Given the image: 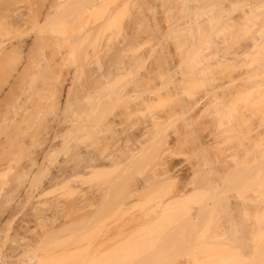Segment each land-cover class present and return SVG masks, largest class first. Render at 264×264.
I'll return each instance as SVG.
<instances>
[{
    "label": "rangeland",
    "instance_id": "374dc122",
    "mask_svg": "<svg viewBox=\"0 0 264 264\" xmlns=\"http://www.w3.org/2000/svg\"><path fill=\"white\" fill-rule=\"evenodd\" d=\"M16 1H18V2H20V3H18L17 4V2H16V4H17V7H16V4H15V1L14 0H12V2L11 1H9V4H8V6H7V4H6V8L8 9H6L5 11H9V9L11 8V9H13V10H10L9 12H13V11H15V13H17V10H20L21 9V13L19 14H17V15H21V17L23 16V12L24 13H26V14H31L33 11H36V10H41L42 9V5L45 3H48L49 2V0H48V2L46 1V0H40L41 1V3H38L37 1H39V0H24L23 2H22V0H16ZM36 2V3H33V2ZM44 1V3H42ZM46 1V2H45ZM63 1V0H62ZM65 1H67L68 2V0H64V2H63V4H65L66 2ZM110 1L111 0H109L108 1V5L110 4ZM126 1V2H125ZM129 0H119V1H117V7H115V5L116 4H114V2H116V1H114V2H112V5H114L112 8H110L109 6H106V5H104L106 8L105 9H107L108 7V9L110 10V11H112L113 12V10L115 11L114 12V18H115V16L118 14V12L120 11V9L121 10H123V8L125 9L124 11H121L122 12V14H121V12H120V14L119 15H117L119 18H122V19H119V18H115L116 20H117V22H115V19L114 20H112V22L114 21L116 24L114 25V23H113V25H114V28L115 29H113V26H110L109 28L107 27V26H105L106 28H108L109 30H107L106 31V33H104V32H102V31H100V32H102V35H104V37L101 35V33H100V35L102 36V38H100L101 39V42L99 43V41H98V38L100 37V35H98L99 37L97 38V36H96V38H97V42L98 43H95V44H93V42H94V40L92 39V38H94L95 36H93V37H91L90 38V40H88V42H87V40H86V42H85V44L87 45L88 43H89V41H90V44H92L93 46H91L90 44H88L87 46H85L84 44V46L85 47H83V48H89L88 46H90V53L89 54H91V56H92V54H93V51H95V56L93 55V57H91L90 58V55H89V58L90 59H92V58H94L95 60H91V61H93V62H91V61H89V59H88V61H89V63H88V65L90 66V68H88L89 66H86V62L85 63H82V62H84L85 60H84V58L86 57L85 55H84V58H81V57H79L80 58V60L81 59H83L84 61H80V64L82 63V65L84 66L83 68H81L80 66H82V65H80L79 66V68H78V66L75 64L74 66H70V65H62V62H60V60H61V58L60 57H63V53L62 52H66V50H67V48H68V50H69V44L72 46V45H74V44H71L70 42H66L67 40H65V39H68V41L71 39V38H67V36H66V34H64V33H66L65 31H67V32H70L71 34L72 33H74L75 31H74V28L75 27H73V30L71 29V31H73V32H71L70 30H68V29H70L69 28V26L71 25V24H73V23H71V24H69L68 25V27H63V25L65 26V22H63L64 20H66V19H68V21L69 20H72L73 21V19L75 18L76 20H79V17L82 19L83 17H84V15L86 14L85 12V14H80L79 16H77V15H73V14H71L72 12L70 11V9L69 8H67V9H65L66 7L64 6V5H62L61 3H60V1H58L62 6H64L63 8L68 12H70V13H68V14H70V15H66L67 13L65 12L64 13V16H63V18H62V20H60V22L62 21V23H63V25H62V27L63 28H61V32L60 33H62V34H59V35H61L62 37L61 38H64L65 36V38L63 39V40H65V42H63V40H62V42H60L59 44L58 43H56V40H55V46L54 45H50L49 47H51L50 49H43V50H45L44 52H46L45 54H46V56L47 55H49L51 52V50H52V46L53 47H55V51L53 50L52 52H54V53H52V55L51 56H55V58H53V57H51L52 59H54L55 60V64H56V62H57V64L58 65H60L59 63H61V65L62 66H57V64L56 65H54L53 66V69H54V71H55V69H57L56 71H55V79H56V81H57V84H59L58 85V91H59V95L58 96H55L56 97V99H55V113H53V114H55V153L53 154V156L50 158V161L48 162V163H46V165H45V167H43L42 169H30L31 170V172L29 171V170H27V169H25L24 170V175H25V173L26 172H28V174H31V176H33L34 177V174H36V176H35V184H34V186L31 188V191H30V195H28V194H25L24 193V188L23 187H25V185L24 184H27L24 180L25 179H27V177H28V179L26 180L27 182H28V180L30 179V177L31 176H29L27 173H26V175H25V179L24 178H21V179H23V181H24V186H17L18 185V183L20 182V181H22L21 179H19L20 178V175L22 174V173H20V172H22L23 171V169L21 170V168H20V170H18V167L17 168H15V169H10L11 171H9V172H6V171H4L5 170V168H1V166H0V169H1V171H0V176L1 175H3L4 173L3 172H6L7 173V175H5V181L7 180V184L8 185H6L5 186V190L4 191H1L2 193H1V195H0V264H2L3 262V264H5V263H8V264H17V263H22V264H43V263H45V262H50L49 261V255H51L52 257H55V259H54V261H55V264H149V263H151V264H264V232L262 231V229L260 230V224H262V222H264V200L263 199H261V197L259 198V196H261L260 195V193L262 192V191H264V188H261L262 190H261V192H257L258 191V189H259V187L258 186H260V185H256L257 183H256V180H255V178L254 179H252L253 177L252 176H254L253 174H255V175H257V172H256V170H257V168L260 166V169H261V166H262V164L264 163H261V161L262 160H264V156L263 157H259V156H257L258 158H259V162L261 163V165H259V162H258V167H257V164H255L254 162L252 163L251 162V160L252 159H257V157H256V155H254V152L257 150V149H259L258 147H262L261 149H259L258 151H256V154H258V155H261V152H260V150L261 151H264V144H263V141H264V139L262 140V139H258L259 137L261 138H264V136H261V135H264L263 133H264V129H263V125H264V114L262 115L261 113H263L264 112V85H263V83H264V79H263V77H264V75H259V74H256L255 76L253 75L254 73H259V72H255L254 71V67H255V70H258V69H260V67L262 66V65H264V62H263V60H264V42H262L261 43V46L260 47H258L257 49H258V52L256 51V54L255 53H251V54H248V55H242V56H239L238 58L236 57H234L233 58V56H235V54H237V53H235V52H237L238 50H236V48L237 47H243V46H246L247 44H250L249 46H251V42H253L255 39L256 40H259V39H257V38H260V36L259 35H263V38H260V40H262V41H264V26H263V24H264V0H192V3H193V5L194 6H192V3H190V0H153V1H150V0H133V1H129L130 2V4H129V2H128ZM145 1V2H144ZM148 2V4L150 3L151 5H149L148 6V4H147V2ZM168 1V5H167V2ZM178 1H179V4H178ZM189 1V2H188ZM223 1V2H222ZM72 2V1H71ZM138 4H137V3ZM214 2L216 3V4H214ZM31 3H32V6H31ZM106 3V2H105ZM119 3L121 4V6L122 7H118V5H119ZM128 3V4H127ZM135 3L137 4V5H135ZM189 3L191 4L190 6H189ZM195 3V4H194ZM197 3H199V4H197ZM33 4H35V7L37 8L38 7V9H35V7L33 6ZM38 4V5H37ZM67 4V3H66ZM76 4V3H75ZM81 6V9H84V8H86V6H85V4L83 5V7L84 8H82V4L81 3H79ZM79 4H78V2H77V4L76 5H73V7L75 6H77L76 7V11L78 12V6H79ZM104 4V3H103ZM107 4V3H106ZM134 4V5H133ZM140 4H144L143 6L142 5H140ZM165 4V5H164ZM178 5V7H177V5ZM185 4V5H184ZM188 4V5H187ZM87 5V4H86ZM127 5L129 6V12H128V10L126 9V8H128L127 7ZM132 5H133V8H135L134 10H133V8H131L132 7ZM167 5V6H166ZM180 5V6H179ZM184 5V6H183ZM214 5V6H213ZM18 6L19 7H21V8H19V9H17L18 8ZM39 6L41 7V9L39 8ZM67 6V5H66ZM104 6H102L103 8H104ZM120 6V5H119ZM138 6V7H137ZM140 6H142L141 7V9H142V11L140 12L141 14H145V16H144V14H143V16L141 15V14H139V12H138V9L140 10ZM144 6H145V8H146V10H145V8H144ZM150 6H152V7H150ZM175 6H176V8H175ZM181 6H183V8L181 7ZM188 6H189V8H188ZM201 8H199V7ZM204 6H206L205 7V9H204ZM222 6H224V7H222ZM226 6V7H225ZM16 7V9H14ZM30 9H29V8ZM45 7H47L46 5H45ZM43 8L44 9V11H45V9L46 8ZM172 7L173 8H175V9H172ZM181 7V8H180ZM187 7V8H186ZM190 7H191V9H190ZM203 7V8H202ZM207 7L209 8V9H207ZM223 8V10L221 9V8ZM29 9V10H27V11H30L31 10V8H34V10H32V12H26V9ZM60 8H62V7H60ZM56 9V10H58L57 11V13H59V12H61V13H59L58 15H59V17H61L62 16V12L64 11L63 9ZM78 8V9H77ZM117 8H119V9H117L118 10V12H116V9ZM149 8H151V10L149 9ZM169 8H170V10L171 11H169ZM184 8H185V10L187 9L188 10V12H183V11H185L184 10ZM195 8V9H194ZM230 8V9H229ZM252 8V9H251ZM42 9V10H43ZM74 9H71V10H73V13H76V11L74 12ZM113 9V10H112ZM180 9H182V10H180ZM197 9V10H196ZM203 9V12H201V10ZM219 9V10H218ZM226 9V10H225ZM63 10V11H62ZM85 10V9H84ZM83 10V11H84ZM100 10H102V11H105V13L107 12L106 10H103L102 8H100ZM133 10V11H132ZM175 10V11H174ZM178 10H180L181 11V14H180V11H178ZM215 10V11H214ZM230 10H232V13L230 14L229 12H231ZM248 10V11H247ZM256 10V11H255ZM82 11V10H81ZM99 11V10H98ZM101 11V12H102ZM127 11V12H126ZM228 11V12H227ZM245 11V12H244ZM19 12V11H18ZM96 12H97V10H96ZM109 12V11H108ZM112 12H110L109 14V17L112 15ZM126 12V13H125ZM134 12V13H133ZM168 12L170 13V14H168ZM196 12H198V13H196ZM247 12V13H246ZM249 12V13H248ZM251 12V13H250ZM6 13V12H5ZM57 13H56V15H55V19H56V21H58L59 20V18L58 17H56V16H58L57 15ZM80 13V10H79V12L77 13V14H79ZM98 14H99V12H97ZM102 13H104V12H102ZM101 13V14H102ZM117 13V14H116ZM123 13H125V14H123ZM136 13V14H135ZM183 13H185V15L183 14ZM187 13L189 14V16L187 15ZM195 13V14H194ZM207 13V14H206ZM220 13H224V15L227 13V15L224 17L223 16V14L221 15ZM9 14V13H8ZM26 14H24L25 16H26ZM93 14V13H92ZM91 14V15H92ZM98 14H96V15H98ZM116 14V15H115ZM136 16H135V15ZM139 14V15H138ZM196 14H200L198 17H201L202 18V21H201V18H200V22L201 23H203L201 26H200V28H204V31H205V34H204V32H203V34H202V31H201V33L199 34V36L201 37L202 36V39L200 38V37H198V36H196V37H198V40L200 41V40H202L201 42H200V45H201V47H199L200 45H196V44H194V43H192V41H190L189 40V38L188 39H186L185 37H182V38H184V39H181V36H184V33H183V35H181L182 33H180V32H182V30L185 28V26H189V24L190 23H192V21L194 22V18H195V15ZM213 16H212V15ZM241 14H243V16H242V19H244L245 17L246 18H248V19H246L245 18V23L242 25L241 23H243V20L241 21ZM246 14V15H245ZM249 14V15H248ZM252 14V15H251ZM257 16V18L255 17V15ZM66 15V16H65ZM73 16V17H70V16ZM88 14H86V16H87ZM105 14H103V16H104ZM121 15V16H120ZM138 15V16H137ZM141 15V16H140ZM204 15V16H203ZM251 15V16H250ZM24 16V17H25ZM83 16V17H82ZM90 16V15H89ZM89 16H87L86 17V19L89 17ZM105 16H107V18H109L108 17V14H106ZM135 16V17H134ZM182 16H184V17H186V20H185V18L184 17H182ZM220 16H222V18L220 17ZM237 16V17H236ZM238 16H240L239 17V19H240V23L239 22H236V21H239V19H238ZM254 16V17H253ZM64 17H65V19H64ZM95 16H94V14H93V17H90L91 19H95L94 18ZM97 17V16H96ZM99 18L101 17L100 15L98 16ZM138 17V18H137ZM143 17H145V19L143 18ZM205 17V18H204ZM210 18V19H207V21H206V18ZM212 17H214V18H212ZM220 17V18H219ZM262 17V18H261ZM58 18V19H57ZM135 18V19H134ZM140 18H143L145 21H143L142 22V20L143 19H140ZM182 18V19H181ZM216 18V19H215ZM251 18V19H250ZM254 20H253V19ZM260 18V19H259ZM61 19V18H60ZM80 19V20H81ZM83 19H85V18H83ZM85 19V20H86ZM90 19V20H91ZM98 19V18H97ZM112 19V18H111ZM134 19V20H133ZM189 19V20H188ZM238 19V20H237ZM250 19V20H249ZM101 20H103V19H101ZM148 21V24H147V21ZM171 20H172V23H174V22H176L174 25H171L172 23H171ZM183 20V21H182ZM184 20H185V23H187V25H185L184 24ZM188 20V21H187ZM211 20V21H210ZM216 21L217 22V24L219 23V25H216V23L214 22V21ZM221 21V22H219V21ZM227 20V21H226ZM255 20H257V21H255ZM55 21V22H56ZM68 21L66 22L67 24H68ZM82 21V20H81ZM80 21V23H82ZM84 21V20H83ZM94 21V20H93ZM109 21V20H108ZM121 21V22H120ZM133 21H134V23H133ZM138 21H140L139 23L140 24H142V26H143V29H142V27H141V29H140V26H138L137 27V25L139 24L138 23ZM168 21H170V23L168 22ZM197 21V20H196ZM226 22V24H225V22ZM248 21V22H247ZM252 21V22H251ZM263 21V22H262ZM74 22V21H73ZM98 22H100V20H98ZM103 22V21H102ZM110 22H111V20H110ZM110 22H108V23H110ZM111 22V23H112ZM142 22V23H141ZM158 22V23H157ZM168 22V23H167ZM179 22V23H178ZM199 22V23H200ZM212 22L214 23V25L212 24ZM228 22V23H227ZM233 22L235 23L236 22V24H235V26L234 25H232L233 24ZM262 22V23H261ZM58 23L59 22H57V23H55V24H57L58 25ZM76 23H77V21H76ZM79 23V24H80ZM110 23V24H111ZM119 23V24H118ZM121 23V24H120ZM138 23V24H137ZM145 23V24H144ZM149 23H153V24H149ZM154 23H155V25H154ZM157 23V24H156ZM161 23V24H160ZM182 23V24H181ZM189 23V24H188ZM198 23V24H199ZM207 25H205V24ZM231 23V25L232 26H234V27H236V28H234V27H230L228 24H230ZM247 23H248V25H250V23H252L253 25H255V26H252V25H250V26H252V27H248V25H247ZM259 25V23H260V27H261V30L259 29V26L257 25V24ZM61 24V23H60ZM59 24V25H60ZM67 24H66V26H67ZM107 24V23H106ZM159 24V25H158ZM193 24V23H192ZM192 24H190V26H195L194 24L192 25ZM112 25V24H111ZM120 25V26H119ZM148 25H150V26H148ZM162 25V26H161ZM168 27H167V26ZM184 25V26H183ZM200 25V24H199ZM203 25H205V26H203ZM31 25H28V26H24L25 27V29L26 30H24V28L21 30V29H19V30H17L16 32L17 33H19L20 31L22 32V34H23V38L22 37H20V35H18L17 33L14 35L13 33H15V32H12V34L14 35V36H8V38H6L7 40L9 39V37L13 40V39H15L14 40V42L16 41V40H20V39H25L24 40V42L26 41V42H30L31 41V38H33L35 35H34V32H35V34L37 33V28H36V26H35V28L36 29H32V26L30 27ZM72 26H74V25H72ZM75 26H76V24H75ZM118 26V27H117ZM158 26V27H157ZM162 28H161V27ZM166 26V27H165ZM171 26V27H170ZM177 26V27H176ZM182 26V27H181ZM187 26V27H188ZM228 26V27H227ZM238 26L240 27L239 29H238ZM31 28V29H29V28ZM34 27V26H33ZM60 27H61V25H60ZM103 28V29H105L106 30V28ZM117 27V28H116ZM134 29H133V28ZM136 27V28H135ZM146 27H149V29L148 28H146ZM169 27H170V29H169ZM205 27H207V28H205ZM212 27V28H211ZM248 27V28H247ZM253 27H254V29H253ZM263 27V28H262ZM72 28V27H71ZM138 28H139V30H138ZM152 28V29H151ZM154 28V29H153ZM156 28H159V31H160V29H162V31H160V32H158L157 30H155ZM174 28H175V30H174ZM180 28H183V29H180ZM208 28L212 31V33L208 30ZM223 30H222V29ZM230 30H229V29ZM256 28V29H255ZM76 29V28H75ZM102 29V30H103ZM132 29L135 31V32H137V34L135 33V32H133V33H131V31H132ZM144 29H146V31L144 32ZM164 29V30H163ZM177 29H180V30H178V31H176ZM205 29H207V30H205ZM213 29V30H212ZM219 29H221V31L219 30ZM227 29V30H226ZM236 29V31L237 32H235L234 30ZM238 29V30H237ZM248 29V30H247ZM257 29H259V30H257ZM23 30L25 31V34L23 33ZM129 30H130V33H128L129 32ZM142 30H143V32L145 33V34H143V32H142ZM174 30V31H173ZM229 30V31H228ZM245 30H247V31H245ZM257 30V31H256ZM64 31V32H63ZM104 31V30H103ZM141 33H140V32ZM148 31V32H147ZM152 31H154V33L155 32H158L159 33V35H158V33L156 34H154ZM206 31H207V33H209V34H207V36H206ZM228 31V32H227ZM232 31V32H231ZM20 32V33H21ZM38 32H39V30H38ZM164 32H166V33H164ZM175 32H176V34H175ZM222 32V33H221ZM245 32V33H244ZM247 32V33H246ZM252 32H253V34H252ZM76 33V32H75ZM127 33H128V35H127ZM148 33H150V35L148 34ZM161 33V34H160ZM170 33H172V35L170 34ZM174 33V34H173ZM216 33H218V34H216ZM230 33V34H229ZM249 33L251 34V35H249ZM58 34V33H57ZM96 34H98V33H96ZM137 35V37L135 38V36ZM151 34H154V35H156V38H157V40H156V38H155V36H153V35H151ZM178 34V36H179V34H180V37H177L176 35ZM18 35V36H17ZM59 35L57 36V35H55V39H56V36H57V39H58V37H59ZM68 35V34H67ZM70 35V34H69ZM68 35V36H69ZM72 35H74V34H72ZM106 35H109V40H108V36H106ZM126 35H127V37H129V38H127L126 37ZM133 35H135L134 36V38H133ZM165 35H167V36H165ZM174 38H172L171 36ZM186 35V34H185ZM206 37H205V36ZM217 35V36H216ZM219 35V36H218ZM226 35V36H225ZM247 35H249V37L247 36ZM74 36H76V34L74 35ZM73 36V37H74ZM132 36V37H131ZM144 38V40H143V38ZM158 36V37H157ZM168 36L170 37L169 39H168ZM187 36V35H186ZM214 36V37H213ZM224 36V37H223ZM252 36V37H251ZM14 37V38H13ZM20 37V38H19ZM70 37V36H69ZM167 37V38H166ZM195 37V41H197V38ZM206 38V41L208 40L207 38H209V40H210V43H212L211 42V39L212 38H214V40H215V38H216V41H214L213 39H212V41H214L212 44H210V46L211 47H208L209 46V40H208V43L205 41V38ZM212 37V38H211ZM220 37V38H219ZM248 37V38H247ZM254 37H255V39H254ZM262 37V36H261ZM16 38H18V39H16ZM84 38V37H83ZM125 38H126V40H125ZM132 38H133V40L135 41H133L132 40ZM139 38V39H138ZM148 38V39H147ZM159 38V39H158ZM165 38H166V40H165ZM172 38V39H171ZM180 38V39H179ZM200 38V39H199ZM219 38V39H218ZM227 38V39H226ZM230 38V39H229ZM234 38V39H233ZM11 39H9V40H11ZM60 39V38H59ZM85 39H87V37H85ZM85 39H82L81 38V41H82V43L84 42V40ZM89 39V38H88ZM137 39V40H136ZM152 39V40H151ZM162 39V40H161ZM177 39V40H176ZM178 39H179V42H178ZM185 39H186V41H185ZM204 39V40H203ZM218 39V40H217ZM222 41H221V40ZM18 40V41H19ZM72 40H74V39H72ZM72 40H70L72 43H73V41ZM75 40H76V38H75ZM93 40V41H92ZM131 40V41H133L132 43H136L135 45L134 44H132L131 42H130V44H132V45H130L129 47H128V42ZM149 40L150 41H152L151 43L149 42ZM184 40V41H183ZM189 40V41H188ZM221 42H220V41ZM223 40H224V42L225 43H222L223 42ZM226 40L229 42V43H227L226 42ZM246 42H245V41ZM251 40H253V41H251ZM21 41V40H20ZM77 41H78V39H77ZM124 41V42H123ZM125 41H127L126 43H125ZM170 41H172V42H170ZM180 41L182 42L183 41V43H181L183 46H184V44H186L187 46H185L184 48L182 47V46H180L181 44H180ZM189 42V44L191 45V43H192V45H191V48L193 47V44L195 45V46H197L198 47V49H201L202 51V54H201V52H200V54L202 55V56H204L203 57V59H204V61H202L201 60V65L200 66H203L204 67V69L206 70V73H204L205 72V70H204V72H201L200 74H198V75H200V78H202L203 76V74L205 75V77H207L208 76V79L209 80H211L212 78H214L213 80H211L210 82H209V80H208V82H206L207 81V78H205V77H203L201 80H199L198 78H199V76L196 74V73H198V72H200L199 71V69L200 70H202V68L203 67H199V66H196V67H198V69H196V70H198V72H196V71H194V68L193 69H189V67L190 68H192L191 66H190V61H189V63H188V61H187V59L185 58V57H187V55H189V54H193V51H195L194 49H193V51H192V49L190 48H188L190 45L189 44H187L186 42ZM239 41L242 43H239ZM249 41V42H248ZM9 41H7V43H8ZM17 42V41H16ZM76 42V41H75ZM123 42V43H122ZM142 42H149V43H146L145 45L142 43ZM204 42H206V43H204ZM216 42V43H215ZM218 42H219V44H221V45H223V46H221V45H218ZM232 42V43H231ZM238 42V43H237ZM244 42V43H243ZM248 42V43H247ZM62 43V45L64 44V48H65V50L63 51V47H62V45H60ZM67 43V44H66ZM80 43V41H78V44ZM125 43V44H124ZM128 43V44H127ZM140 43H141V45H140ZM171 43H174V45L173 44H171ZM178 44L179 46H177L176 44ZM77 42H76V51H77V53L79 52V46H78V48H77ZM110 44H112V45H110ZM120 44V45H119ZM137 44H139L138 46H137ZM144 46H143V45ZM150 44H152V45H150ZM162 44H163V46H164V49H161V47H162ZM197 44H199L198 42H197ZM203 44V45H202ZM206 44V45H205ZM214 44V45H213ZM229 44V45H228ZM230 44L233 46V48L230 46ZM58 45V46H57ZM59 45H60V47H59ZM97 45H99L98 47H97ZM121 45H123V47L125 48H127L126 49V52H128L127 50L128 49H133L134 48V50H130L131 52H129V54L130 55H135L136 57H137V59H143V56H145L144 57V59H143V65L142 64H140L141 62L140 61H138L137 60V63H139V64H137L138 65V67H137V65H134V67H132V65H131V67H132V71L130 72V70H131V67L128 65V67H126L125 68V71L128 73V72H130L129 73V75H125L123 72H125L124 70H122V78L121 77H117L116 78V76H117V73L118 72H121V70H119L117 73L115 72L114 73V71H117V69L115 68L116 66H117V64H118V59H116L115 57H113V53H112V51L115 53L116 51H117V48L119 49V48H122V47H120ZM148 45H150V46H148ZM154 45V46H153ZM166 45V46H165ZM167 45H171L169 48L167 47ZM205 45V46H204ZM218 45V46H217ZM224 45H225V48H224ZM239 45V46H238ZM243 45V46H242ZM81 46H82V44H81ZM81 46H80V48H81ZM107 46H110V47H108L107 48ZM117 46V47H116ZM143 46V47H142ZM153 46V47H152ZM202 46H204V47H202ZM214 46V47H213ZM73 47V46H72ZM116 48V50H115V48ZM139 47H142V48H139ZM148 47V48H147ZM153 49H151V48ZM207 47H208V49H207ZM221 49H220V48ZM236 47V48H235ZM248 47V46H247ZM75 48V47H74ZM95 48H96V50H95ZM99 48V49H98ZM107 48V49H106ZM163 48V47H162ZM167 48H168V50H167ZM173 48V49H172ZM179 48V49H178ZM186 48V49H185ZM215 48H216V50H215ZM223 48V49H222ZM260 48V49H259ZM104 49V50H103ZM109 49H111V50H109ZM114 49V50H113ZM140 49V50H139ZM149 49V50H148ZM150 49H151V52L149 53V51H150ZM171 49L173 50V51H171ZM205 49L207 50V51H205ZM211 49H213V52H212V50ZM224 49H226V50H224ZM233 50V52H232V50ZM237 49H241V48H237ZM256 49V50H257ZM84 50V51H83ZM82 51L83 52H87L85 49H83ZM88 50V49H87ZM144 50H145V52H144ZM147 50H148V53H147ZM162 51V50H164V52H163V54L164 53H167V54H164L165 56H163L162 55V52L160 53V51ZM168 52H167V51ZM178 50V51H177ZM184 50H185V52H184ZM187 50H189L188 52H189V54H187L188 52H187ZM191 50V51H190ZM208 50H210V51H208ZM222 52H221V51ZM224 50V51H223ZM255 50V49H254ZM254 50H252V51H254ZM62 51V52H61ZM81 51V50H80ZM108 51H110L111 52V54H112V56H111V54L108 52ZM139 53V55L138 54H135V53H137V52ZM158 53H157V52ZM205 51V52H204ZM215 51V52H214ZM251 51V50H250ZM250 51H249V53H250ZM43 52V53H44ZM97 52V53H96ZM102 52H103V55H102ZM104 52L105 53H107V55L105 54V56H104ZM125 52V54L126 55H128L129 56V58L131 59H133V57H135V56H130L128 53H126ZM154 52H156V53H154ZM171 54H170V53ZM175 52H179V53H177V54H175ZM181 52V53H180ZM203 52H204V54H203ZM209 52V53H208ZM230 52V53H229ZM232 52V53H231ZM42 53V52H41ZM42 53V54H43ZM49 53V54H48ZM61 53H62V55H61ZM80 53V52H79ZM100 53V54H99ZM145 53V54H144ZM172 53H174V54H172ZM195 53V52H194ZM199 53V52H198ZM213 53H217L216 55L214 54V56H215V58H214V56H212L213 55ZM225 53V54H224ZM262 53V54H261ZM55 54V55H54ZM81 54H83V53H81ZM96 54H97V57L99 56L100 58H97L96 57ZM110 54V55H109ZM141 54H143V55H141ZM148 56H147V55ZM154 54H158V55H160V56H158L157 55V59H156V55H154ZM185 54H187L186 56H185ZM209 54V56H208V58H206V61H205V57H207V55ZM223 54V55H222ZM233 54V55H232ZM255 54V55H254ZM44 55V54H43ZM168 55V56H167ZM178 55V56H177ZM180 55H181V57H180ZM206 55V56H205ZM226 55H229V56H227L228 58H230V59H228V60H231L230 61V64L228 63V64H226V62H222L221 60H223V56H224V58L226 57ZM231 55H232V57H231ZM44 57V62L46 63V61H48V60H50V56H49V58H47V57ZM82 56V55H81ZM110 56L111 57H113L114 59H116L115 60V62L112 60L113 58H111V60H110ZM151 56H152V58H151ZM154 56V57H153ZM202 56H201V58H202ZM211 56H212V58H211ZM238 56V55H237ZM249 56V57H248ZM98 59H96V58ZM139 57H141V58H139ZM161 57H163V58H167V59H162ZM179 57V58H178ZM189 57V56H188ZM187 57V58H188ZM218 57H220V59L218 58ZM45 58H47V60L45 59ZM59 58H60V60H59ZM128 57H127V59H129ZM149 58V59H148ZM160 58V59H159ZM216 58H218V59H216ZM222 58V59H221ZM241 58H244L245 60L243 61V59H242V61H241ZM254 58V59H253ZM260 58V59H259ZM102 59H104V60H102ZM134 59H136V58H134ZM153 61H152V60ZM177 59V60H176ZM209 59V60H208ZM232 59H233V61H232ZM53 60V61H54ZM97 60V61H96ZM102 61V63H100L101 61ZM108 60H110V63L108 64ZM175 60V61H174ZM188 60H191V59H188ZM213 60V61H212ZM220 60V62H221V64L222 65H219V63L217 64L216 62H218ZM225 60V59H224ZM228 60H225V61H228ZM238 60V61H237ZM249 60V61H248ZM262 61V63H261V61ZM113 61V62H112ZM157 61V62H156ZM162 61H163V63H162ZM168 62L167 63V65H166V62ZM174 61V62H173ZM208 61V62H207ZM210 61V62H209ZM215 61V62H214ZM235 61V62H234ZM245 61H248L249 63H250V65H249V63L248 64H246V62ZM254 61V62H253ZM77 62H79L78 60L76 61V63ZM100 63V65H99V63ZM104 62V63H103ZM155 62V63H154ZM160 62V63H159ZM170 62H172V63H170ZM231 62H233V63H231ZM241 63V65L239 64V63ZM260 62V63H259ZM44 63V64H45ZM50 63H54V62H50ZM92 63V64H91ZM94 63H96V64H94ZM114 63H117L115 66H114ZM170 63V64H169ZM211 63H216L217 65H218V67H217V65L216 64H214V65H216L215 67H214V65L213 64H211ZM223 63H225L227 66L228 65H230V66H228V67H225V65L223 64ZM239 64V67L237 66V64ZM252 63V64H251ZM254 63V64H253ZM258 64V65H255V64ZM43 64V63H42ZM79 64V63H78ZM111 64V66L113 65V67H111V70H110V66L108 67V66H106V65H110ZM134 64H136V63H134ZM162 64V65H161ZM173 64V65H172ZM182 64V65H181ZM189 64V65H188ZM203 64V65H202ZM232 64H234V65H232ZM260 64H262V65H260ZM73 65V64H72ZM94 65V66H93ZM160 65V66H159ZM184 65H185V67H184ZM205 65V66H204ZM207 65V66H206ZM224 65V66H223ZM236 65V66H235ZM244 65V66H243ZM260 65V66H259ZM63 66H66V67H63ZM75 66H76V68H75ZM86 66V67H85ZM100 66V67H99ZM137 68H136V67ZM165 66V67H164ZM172 66V67H171ZM178 66V67H177ZM213 66V68H208L207 69V67H212ZM219 66H221L220 67V69H219ZM222 66H223V68H224V70H222L223 68H222ZM231 66H232V69H228L227 70V68H231ZM233 66H235V67H233ZM243 66V67H242ZM249 66H251V67H249ZM55 67V68H54ZM159 69H158V68ZM163 67L165 68L164 70H163ZM173 67H175V69L173 68ZM188 67V68H187ZM217 67V68H216ZM253 67V68H252ZM81 68V69H80ZM106 68V69H105ZM115 68V70H113V69ZM128 68H130L129 70H128ZM134 68L135 69H137V70H135L134 71ZM150 68V69H149ZM157 70H156V69ZM167 68V69H166ZM169 68H170V74H169V76L171 77L174 73H176L177 74V78H181L182 79V76L183 75H186L185 77H187V76H189L190 77V79H188V80H191V82L190 81H185V77H183L184 79H183V84H184V86H183V84L181 85L180 83L182 82V80H181V82L179 83V79H177L176 78V75L174 76H172V80L170 79V77H168V74H166V72L169 70ZM171 68H173V69H171ZM183 68H184V70H183ZM215 68V70L214 71H218V73H221V72H223V74H216V73H213L214 71H213V69ZM222 68V69H221ZM237 70H236V69ZM248 70V72H249V70H251V69H253V71H250L249 73L253 76H251L252 77V79L254 78V80H259L260 81V83L259 84H257L258 85V87L256 86V90L258 91V93L257 92H255V91H252L253 93L251 94V92H247V94H243L242 93V95L240 94L241 92H244V91H241V92H238V89H236L234 86H236L235 84H236V82L234 83V85H233V89H231L229 86V84H233V82H230V79L231 78H236L237 79V77L238 76H240V74L242 75V73L245 71L246 72V70ZM77 69V70H76ZM110 71H113V75L111 74L110 75V77L108 78H106V75L108 74V72H110ZM127 69V70H126ZM147 69V70H146ZM178 69V70H177ZM182 69V73H181V70ZM234 69V70H233ZM240 69V70H239ZM61 70V71H60ZM106 70V71H105ZM143 72H142V71ZM149 70V71H148ZM150 70L152 71V72H154L155 73V75H154V73H153V75H152V77H155V79H153V88H152V91H154V92H152L150 95H148L147 93H146V95H144L143 94V96H150V98H157L158 97V94L159 95H161V97L159 96L157 99H155L156 101H154V103L156 102V104H155V107H153L154 105V103L153 102H151V103H148L149 105H147V111H146V104L145 105H143L142 106V108L143 107H145V108H143V110L141 111V107H140V109H138V111H139V113H138V111H136L138 114H135L136 112H134L132 115H131V118L129 117L128 118V116H130V115H126L125 116V113H122V111L124 112L125 111V109L123 110V105L121 104V102L119 103V101L118 100H116L113 96H112V93H114V91H117V89H119V88H121L120 86H123V87H125V85L126 84H131V82H133L134 80H137L141 75L143 76L144 75V73H146L147 74V71H148V73L150 72ZM162 70H163V72H162ZM172 70H174L173 72H172ZM186 70H187V72H186ZM210 70V71H209ZM231 70H233V72L235 73V74H233V72H231ZM242 70H244L243 72H241V73H239L240 71H242ZM60 73H59V72ZM136 71H138V73L136 72ZM145 71V72H144ZM157 71V72H156ZM166 71V72H165ZM191 71L193 72L192 74H190L191 73ZM58 72V73H57ZM107 72V74H105V73ZM125 72V73H126ZM159 72V74H157ZM164 72H165V74H164ZM185 72V73H184ZM253 74H252V73ZM62 73V75H60ZM134 73H136V75H135V77H134ZM161 73V74H160ZM169 73V72H168ZM179 73V74H178ZM181 73V74H180ZM213 73V74H212ZM230 73V74H229ZM236 73H239V74H236ZM102 74H104V75H102ZM118 74H120L121 75V73H118ZM124 74V75H123ZM137 74H139L140 76H137ZM164 74V75H163ZM208 74V75H207ZM211 76H210V75ZM248 74V73H247ZM60 75V76H59ZM133 75V76H132ZM178 75H180L179 77H178ZM192 75V76H191ZM194 75V76H193ZM215 75V76H214ZM218 75H221V76H223V77H219ZM225 75H227V78H226V76ZM233 75L235 76V77H233ZM236 75H238V76H236ZM58 76V77H57ZM101 76V77H100ZM141 76V77H142ZM162 76H163V78H164V76H165V78H164V80H165V82L163 81V78H162ZM198 76V77H197ZM217 76V77H216ZM249 76V75H248ZM103 77H105V78H103ZM111 77H112V79H111ZM114 77V78H113ZM125 77V78H124ZM188 77V78H189ZM193 77H194V79H193ZM196 77V78H195ZM231 77V78H230ZM58 78H60V79H58ZM121 78V79H120ZM156 78L158 79V80H156ZM216 78H218V79H216ZM227 80H226V79ZM106 81H105V80ZM119 79H120V81H119ZM132 80L131 82H130V80ZM168 79H170V80H168ZM175 79H176V81H175ZM197 79L199 80L198 82H197ZM205 79V80H204ZM220 79L222 80V83H223V85H229V86H227V87H229L230 89V92H231V90H233V92H235L236 90V92H238L237 93V98H236V96L234 95H231V94H233V92L232 93H230V92H228L227 91V87L226 86H221V84L222 83H220V82H218V80L220 81ZM224 79V80H223ZM105 82V84L107 83V84H109V85H107L106 87H105V84H104V82ZM111 80V81H110ZM129 80V81H128ZM187 80V79H186ZM192 80H194V81H192ZM217 80V81H216ZM238 80V79H237ZM95 81V82H94ZM110 81V82H109ZM127 81V82H126ZM154 81H155V83H157V84H154ZM159 81V82H158ZM161 81H162V83H161ZM172 82V84H171V82ZM185 81V82H184ZM226 81V82H225ZM232 81H235V80H233L232 79ZM255 81V82H256ZM259 81H257V82H259ZM28 82V81H27ZM30 82V81H29ZM29 82H28V84H29ZM32 82V81H31ZM31 82H30V84H31ZM35 82H39L38 80H36ZM34 82V83H35ZM98 82V83H97ZM121 82V83H120ZM130 82V83H129ZM170 82V83H169ZM174 82H177V83H174ZM199 84H197V83ZM201 82V83H200ZM217 82V83H216ZM230 82V83H229ZM33 83V82H32ZM40 83V82H39ZM95 83V84H94ZM114 83V84H113ZM168 83V84H167ZM202 83H205V84H202ZM212 83V84H211ZM237 83H238V81H237ZM36 84H38V83H36ZM35 84V85H36ZM41 84H42V82H41ZM45 84V83H44ZM57 84H56V86H57ZM100 84L102 85V86H100ZM113 84V85H112ZM125 84V85H124ZM161 84V85H160ZM169 84H171L172 86H171V88L169 87ZM180 84V85H179ZM186 84V85H185ZM200 84H202V85H200ZM213 84H215V88H217L218 87V85L219 86H221V88L219 87V88H217L218 90H219V92L220 91H222V93L220 92V94H222V96L223 95H227L228 97H226V96H224V97H222L220 94H218L219 92H218V90H217V95H220L221 96V98H227V100H228V103H227V100L226 101H224V102H226L227 103V105H226V108H225V106H222L223 108H221V109H223V110H228V112H230V113H233L234 111H232L231 109H232V107H234V105L233 104H236V103H239V104H237L236 106H237V108H234V110L236 109L237 111H235V113H233L234 115H232L231 116V118L233 117H235L233 120H235V122L234 121H231V123H233L234 124V126H235V128H236V130H235V128L233 127V129H229V131H230V134L228 133V131L226 132L225 130H224V128H225V126H223L224 128H222L221 126L220 127H218L219 126V123H211L210 122V124H207V121H208V119L207 118H209L210 119V117L209 116H213L214 114H212L213 112H211L212 110H217L218 108H217V106L216 107H214L213 108V106H212V104H211V107H210V105L208 106V107H206L207 106V101L208 100H206V98L209 96L208 95V93L207 92H209L210 93V89H211V87L213 88ZM240 84V82L238 83V85ZM262 84V85H261ZM25 85H27L26 84V82H25ZM32 85V84H31ZM39 85V84H38ZM46 85V84H45ZM120 85V86H119ZM175 85V86H174ZM199 86V87H197V86ZM205 85V86H204ZM21 86H23V85H21ZM28 87H29V85H27ZM40 86V85H39ZM127 86V85H126ZM129 86V85H128ZM181 86H183V87H185V89L188 87V89H186V90H188V91H184L185 89H183V87H181ZM201 86H204V87H202V89H201ZM209 86V87H208ZM211 86V87H210ZM217 86V87H216ZM260 86H262V87H260ZM27 87V88H28ZM35 87H37V86H35ZM41 87H43V89H44V85L42 84L41 85ZM41 87H39V89H41ZM46 87H47V85H46ZM46 87H45V89H46ZM111 87H113V88H111ZM117 87V88H116ZM119 87V88H118ZM158 89H157V88ZM166 87V88H165ZM173 87H175V88H173ZM179 88L178 90H177V88ZM190 87H192V90H191V88ZM195 87H197V88H195ZM222 87H224L223 89H222ZM226 87V88H225ZM260 87V88H259ZM26 88V86H25V89H26V91L29 89H27ZM30 88H32V90L31 89H29L28 90V93L30 94V92L32 91L33 92V90H35L34 89V87L32 86H30ZM38 88V87H37ZM47 88H49V87H47ZM102 88V89H101ZM103 88H107V89H103ZM116 88V89H115ZM154 88H156V90L157 91H155V90H153ZM169 88V89H168ZM193 88H194V90H193ZM203 88L205 89L204 91H203ZM206 88L207 89H209V90H206ZM214 88V89H215ZM20 89L23 91V95L24 94H26V93H24V90L22 89V87H20ZM80 89V90H79ZM110 89L113 91H110ZM115 89V90H114ZM168 89V90H167ZM190 89V90H189ZM197 89V90H196ZM236 89V90H235ZM31 90V91H30ZM42 90V89H41ZM47 90V89H46ZM45 90V91H46ZM161 90V91H160ZM164 90H167V91H163ZM199 90V91H198ZM213 90V89H212ZM211 90V91H212ZM240 90H242V89H240ZM255 90V89H254ZM22 91H18V92H20V93H22ZM80 91V92H79ZM108 91L111 93V95H109L110 97H107V95L106 96H104V94L105 93H108ZM159 91V92H158ZM175 91H177V93H175ZM191 91H193V92H191ZM196 91V92H195ZM201 91H203V92H201ZM205 91H207V92H205ZM226 92L225 94H224V92ZM261 91V93H259ZM77 92V93H76ZM179 92H185L184 93V95L181 93H179ZM188 92H189V94H188ZM214 92V91H213ZM216 92V91H215ZM20 93H18V94H20ZM27 93V94H28ZM75 93L76 94H78L77 95V97H74V96H76L75 95ZM110 93H108V94H110ZM144 93V92H143ZM187 93V94H186ZM249 93V94H248ZM256 93V94H255ZM28 94V95H29ZM58 94V92L56 93V95ZM176 94V95H175ZM197 94V95H196ZM235 94V93H234ZM263 94V95H262ZM23 95H20L21 97L23 96ZM25 96V97H23V98H28L29 96ZM142 95V94H141ZM153 95V96H152ZM157 95V96H156ZM173 95H175L176 96V98H175V96H173ZM178 95V96H177ZM180 95L183 97V98H185V97H187V98H190V97H188L189 95H194V98L193 99H183V101L184 100H198L199 101V104L201 105H198V107L200 106V108L202 109V108H204V106L207 108V110L208 111H206L205 109H203L202 111L204 112V111H206L205 113H204V115L202 116V114L201 113H199L200 112V108L199 109H197V107L194 109V114L197 116V114L200 116V119H199V117H198V119L196 118L195 119V117H192L193 116V113H192V116L190 115L189 117H192V121H194V123L192 122V121H190L191 123V125H192V123H193V125L192 126H194V127H190L191 129L190 130H192V132H194L193 130H196V133H200L201 134V136L205 139V137H206V135H208V133H210V135H208L209 136V138L211 139H213V137H215V136H217L215 139H213V140H216L217 139V141H218V144L216 145V144H214L215 146L213 147L212 146V148L214 149L213 151H215L216 152V150H217V152H218V154L220 153V155L221 154H225L224 156L223 155H221V156H223V158H225V156L227 155V156H229L228 158L230 159L229 161H231L230 163L231 164H233V160H234V163L236 164V162H238V160H240L239 158L243 155V157H245L244 155H247V153L245 152L244 153V151H246V149L247 150H249L251 147H252V149H254L253 151H252V149H250V151H248V152H250V153H248V154H251V156H249V155H247L248 157H246V158H243V157H241V159H243L244 161L243 162H245V163H247L248 161H250V162H248V164L249 163H252L251 165L249 164H244V166L242 165V167H244V169H245V171H246V169L248 170H250L251 172H249V173H252V176H251V178H250V176L249 177H247L246 176V178L247 179H245V180H247V181H245L244 179H243V177H244V174H245V171H241V172H239V174H240V176H239V178L238 177H235L234 176V179H233V175H235L236 173H234L232 176H231V178L233 179V180H231V178L230 179H227L228 180V182H227V180H225V182L224 181H221V185L220 186H217V185H215V183H214V185H215V188H216V186L217 187H219L217 190H215V188L213 189L212 187H210V185L211 184H213V183H206L205 185H203V187H202V191L200 192V191H198V192H200V193H197V192H194L195 194H193V193H191L190 191L192 190V188L191 187H185V191L188 193L187 194V196H188V198H187V196H186V198L184 197V200H181L180 198H179V192H180V190H182L183 189V187H184V185H183V183L181 182V181H175V182H169V183H165V184H163V185H159V186H149V187H147V188H145V189H143L142 187H141V185H142V183L144 182V178L146 177L147 178V175H144L143 176V174H147V173H151V172H153V170H154V173H155V171L157 172V173H159V172H162L164 169H165V167L167 166H165V164L164 165H162L163 163H164V161H162L161 159H159V155H161L160 153H162V152H159V155H156L157 154V151H159V149H160V151L161 150H163L164 151V147H165V149L166 148H168V144H167V147H166V143L165 142H168V141H172V140H175V139H173L174 137L173 136H175L176 137V134H178L179 133V135H181L180 134V131L184 134L185 132L187 133V131L189 132V130L187 129V127H186V123H188V116H187V114H183L184 116H182L181 117V113H182V111L180 112V111H178V110H181L180 109V107L178 108V105L179 104H177L176 103V101L179 99V98H181L180 97ZM202 97H201V96ZM208 95V96H207ZM211 95V94H210ZM241 95V96H240ZM244 95H251V101L252 102H250V98H249V100H247V99H243L244 98ZM254 95V96H253ZM255 95H256V97H255ZM262 95V96H261ZM101 96V98H100V100H99V97ZM113 97V99H114V101L113 100H111V101H113L114 103H110L111 105H107V101H105V99L106 98H108L107 100L109 101V102H111L110 101V99ZM152 96V97H151ZM219 96V97H220ZM230 96V97H229ZM239 96H240V98H239ZM261 96V97H260ZM71 97V98H70ZM78 97H80V98H78ZM170 97H172V98H170ZM203 98V100H206V105L204 104V102L205 101H200V99H198V98ZM241 97H243L242 99H241ZM246 98H248V96H245ZM22 98V99H23ZM58 98H59V100H58ZM72 98H76V100H75V102H74V99H72ZM110 98V99H109ZM167 98H168V101H170L171 102V99L174 101V100H176V101H174L173 103H175V104H173V106H172V102L168 105V101H166L167 100ZM173 98H175V99H173ZM178 98V99H177ZM197 98V99H196ZM221 98H219L218 100H220ZM229 98H231L230 100H229ZM240 100H239V99ZM258 98V99H257ZM22 99H20V100H22ZM29 99V98H28ZM27 99V100H28ZM70 99V100H69ZM96 99V100H95ZM182 99H181V101H182ZM224 99V100H225ZM236 99H238V100H236ZM263 99V100H262ZM19 100V102H20V104H21V101ZM68 100H69V102H70V104L68 103ZM101 100H102V102H101ZM161 100H162V102H161ZM165 100V101H164ZM233 100V101H232ZM235 100V101H234ZM255 100V101H254ZM23 102H25V99H23L22 100ZM72 101V102H71ZM105 101V104H103V102ZM230 101V102H229ZM237 101V102H236ZM245 103H244V102ZM249 101V103H246V102H248ZM22 102V103H23ZM92 102H96L95 103V106H96V104H98L99 102V108H97L98 110H96L95 108L93 109H89L88 108V106L89 107H91V105H94V103H92ZM117 102V103H116ZM161 102V103H160ZM203 102V103H202ZM209 102V101H208ZM218 102V101H217ZM216 102V104L217 105H223V104H221L220 102H221V100H220V102L219 103H217ZM223 102V101H222ZM231 102H235V103H231ZM242 102V103H241ZM260 102H263V103H260ZM72 103V104H71ZM76 105H75V104ZM121 105H119V104ZM167 103V104H166ZM178 103H180V99H179V101H178ZM233 105V106H231V104ZM254 103V104H253ZM255 103H257V105L255 104ZM74 104V106H72ZM103 104V105H102ZM151 104V105H150ZM160 104H161V106H160ZM166 105V107L167 108H165V105ZM203 104V105H202ZM209 104V103H208ZM215 104V105H216ZM230 104V105H229ZM246 104V105H245ZM249 106H248V105ZM26 105H29V103L28 104H26ZM25 105V106H26ZM101 105V106H100ZM162 105H164V106H162ZM168 105V106H167ZM176 105V106H175ZM214 105V104H213ZM225 105V104H224ZM255 105V106H254ZM261 105H263L262 106V110H257V109H261ZM150 106V107H149ZM169 106H171L172 108L173 107H175V109L174 110H172ZM231 107V109L229 110L228 108H230ZM252 106V107H251ZM26 107H29V106H26ZM97 107V106H96ZM169 107V108H168ZM177 107V108H176ZM250 109H253V110H255V111H253L252 112V110H250ZM87 108V109H86ZM148 108H149V110H148ZM210 108H212V109H210ZM217 108V109H216ZM220 108V107H219ZM246 108V109H245ZM100 109H101V111H100ZM121 109V110H120ZM162 109V110H161ZM166 110V112L167 113H164L165 115L166 114H168V115H172V114H174L173 112H175V114L174 115H172L171 117L170 116H168L169 118H167L166 119V117L164 118V117H162V119L164 118V119H166L167 121H169V122H167V121H165L164 119V122L167 124H165L164 122H160V124L158 123V122H156V121H158V120H160V118L158 119V120H156V121H154L155 119H153V123H156L155 125H153V123H152V118H156V116H158V115H160L163 111H165ZM168 109H171V111H168ZM239 109V110H238ZM85 110H87V112L88 113H86V114H89V115H86L85 114ZM94 110L96 111V113L95 114H93L94 116L95 115H97L96 117L97 118H95L94 116H93V118H94V120H93V118H92V112L91 111H93L94 112ZM211 110V111H210ZM90 111V112H89ZM100 111V112H99ZM160 111V112H159ZM162 111V112H161ZM178 111V112H177ZM201 111V112H202ZM210 111V112H209ZM240 111V112H239ZM242 111V112H241ZM258 111V112H257ZM261 111V112H260ZM121 112V113H120ZM169 112H171V114H169ZM176 112L178 113V114H176ZM202 112V113H203ZM215 112V111H214ZM244 112H245V114H247V113H249V112H252V115L251 114H248V115H246L245 116V114H244ZM11 113V112H10ZM10 113H7L8 115L10 114ZM15 112H13L12 111V116H10L9 115V117L8 118H10V120L11 119H13L14 117L16 118V116L14 115L13 116V114H14ZM99 114V116H98V114ZM118 113V114H117ZM238 113H240V114H238ZM49 113H47V115H48ZM122 114L124 115V116H122ZM179 114H180V117H179ZM201 114V115H200ZM206 114V115H205ZM209 114H211V115H209ZM237 115V118H236V115ZM244 114V115H243ZM255 114L256 115H258V116H255ZM259 114H260V116H259ZM46 115V117H50V116H47ZM133 115H135V117H133ZM163 115V113L161 114V116ZM164 115V116H165ZM177 115V116H176ZM207 115H209V116H207ZM89 116H91V117H89ZM160 116V117H161ZM175 116V117H174ZM205 116V117H204ZM243 116H245V117H243ZM11 117H13V118H11ZM201 117H202V119H201ZM203 117H204V120H203ZM240 117V118H239ZM6 118H7V116H6ZM43 118L45 119V116H43ZM51 118V117H50ZM50 118H47V121L50 119ZM89 118V119H88ZM90 118H92L91 120H93V121H91L90 120ZM119 118H120V120H119ZM128 118V119H127ZM150 118V119H149ZM171 118H173L174 120H172ZM183 118V119H182ZM230 118V120H232ZM251 118H252V120H251ZM256 118H261V119H257L256 120ZM98 119V120H97ZM151 120L150 121V123H149V121L148 120ZM157 119V118H156ZM161 119V120H162ZM181 120L180 121V123H179V120ZM249 119V120H248ZM254 119V120H253ZM86 120H87V122H86ZM122 120H123V122H122ZM124 120L126 121V122H124ZM128 120V121H127ZM201 120V121H200ZM203 120V121H202ZM207 120V121H206ZM240 120H241V122H240ZM248 120V121H247ZM251 120V121H250ZM50 121V120H49ZM182 121L183 122H186L185 124L183 123L182 124ZM206 121V122H205ZM238 123H237V122ZM260 121V122H259ZM42 122L43 123H45L44 125L43 124H41V129L40 130H43L42 132H40V130H39V132L41 133V135H39L40 137H41V139H40V141H42V144H43V146L41 147V142L39 143L40 144V149L41 148H43L44 149V147H46V145H47V136H48V129L46 130L45 129V127L48 125V122L46 123V120L45 121H43L42 120ZM89 122H92V123H89ZM96 122V123H95ZM145 122H147V124H152L153 126H154V128L156 127V125L159 127V128H157V130H154L153 128H151L149 131L147 130V128L146 127H149L150 128V126H152V125H147V124H144ZM198 122H200L199 123V127H198ZM203 122V123H202ZM246 122L248 123L247 124V126L246 125H244V124H246ZM251 122V123H250ZM256 122V123H255ZM110 125H109V124ZM164 123V124H163ZM174 123H175V128H174ZM178 123L179 124H181L179 127H177L178 126ZM197 123V124H196ZM202 123V124H201ZM206 123V124H205ZM208 123H209V121H208ZM231 123H229V125L231 124ZM240 123V124H239ZM254 123V124H253ZM262 123V124H261ZM47 124V125H46ZM60 124H61V126H60ZM162 124V125H161ZM168 124H169V126H168ZM212 124V125H211ZM214 124H216V127H214L213 125ZM218 124V125H217ZM236 124H238V126L236 125ZM57 125V126H56ZM95 125H96V128L98 127V129H96L95 128ZM98 125V126H97ZM177 125V126H176ZM184 125V126H183ZM190 125V126H191ZM200 125L201 126H203L202 128L204 129H202L201 127H200ZM205 125V126H204ZM207 125V126H206ZM241 125H242V127H241ZM260 127H258V126ZM44 126V127H43ZM49 126V125H48ZM48 126H47V128H48ZM107 128H106V127ZM110 128H109V127ZM134 126V127H133ZM163 127V129H162V127ZM227 127H228V125H226ZM231 126H232V124H231ZM246 127V128H250L252 131H254L255 130V132H254V134H252L253 132L250 130V129H248V131L244 128V127ZM249 126H252V127H249ZM254 126H257V127H254ZM83 127V128H82ZM102 127V128H101ZM130 127V129H129V131H127L128 130V128ZM143 127V128H142ZM181 127H184L183 129L185 130V132L184 131H182L183 129L181 128ZM212 127L214 130H215V128L216 129H218L219 130V128H222V131L224 130V132H221V129H220V131H217V130H215L214 132H213V134H215L216 132V134H215V136L213 135V134H211L212 133V128L210 129V128ZM218 127V128H217ZM238 127H239V129H238ZM254 127V128H253ZM262 127V128H261ZM39 128H40V126H39ZM43 128V129H42ZM131 128H132V132H131ZM155 128V129H156ZM199 128V129H198ZM209 128V129H208ZM232 128V127H231ZM74 129H77V130H74ZM81 129V130H80ZM95 131V132H93V130ZM105 129H107V130H105ZM160 129H162V130H160ZM168 129V130H167ZM178 131H177V130ZM187 129V130H186ZM202 129V130H201ZM208 129V130H207ZM227 130H228V128H226ZM256 129H261L262 131H259V130H257L256 131ZM74 130V131H73ZM87 130H91V132H89V133H86V131ZM102 130H104V131H102ZM126 131V134H124V136H123V133H125L124 131ZM144 130H147L146 132L144 131ZM199 132H198V131ZM207 130V131H206ZM210 130V131H209ZM233 130H235V132H236V134H237V136L235 137L234 135H236L235 133H233ZM161 131H162V133H161ZM169 131V132H168ZM176 131V132H175ZM202 131H204V132H202ZM209 131V132H208ZM246 131H247V133L248 132H250L249 134H251L252 136V140L251 139H248V137H250V136H248L249 134H247L246 133ZM101 132V133H100ZM167 132V133H166ZM260 132H262V133H260ZM80 133V134H79ZM86 133V134H85ZM149 133V134H148ZM164 133V134H163ZM166 133V134H165ZM169 133H171V134H169ZM175 133V134H174ZM202 133H203V135H205V136H203L202 135ZM204 133H207V134H204ZM245 135H244V134ZM83 134V135H82ZM98 134V135H97ZM128 134V135H127ZM142 134V135H141ZM157 134V135H156ZM162 134V135H161ZM174 134V135H173ZM189 134H191L190 132H189ZM199 134V135H200ZM220 134H222L221 136H218V135H220ZM243 134V135H242ZM246 134H247V136H246ZM258 134H260V135H258ZM137 136V137H135V136ZM157 137H156V136ZM159 135V136H158ZM169 135V136H168ZM178 135V136H179ZM228 135H230V137H228V138H224L223 136H228ZM239 135L241 136V139H242V137L244 138V140L246 141L247 139L249 140V141H243L244 143H243V147H248V144H249V149L248 148H244L245 150L244 151H242L241 150V146L239 147H237V145H240V144H242V143H240V144H238V142L241 140L240 138H239ZM255 135H258L257 137L258 138H256L255 139ZM131 136V137H130ZM152 136V137H151ZM155 136V137H154ZM166 136V137H165ZM184 137H191L190 135H186L185 136V134L183 135ZM183 136L181 137V142H180V146L178 145V146H176V147H174L173 149H177V151H176V149L175 150H173L172 149V153L174 152V151H176V152H174L173 154H172V160L173 161H178L177 163H180V161H181V163L184 165H181V163L179 164L180 165V169L183 167V169L184 170H182L181 172H183L182 174H184V173H190L191 171H190V169L194 166L193 164L195 163L196 164V162L199 160V153H197V151L196 152H194V149H192V148H194V144H190V143H192V142H190V143H186L185 141L186 140H183L182 141V138H183ZM207 136V137H208ZM231 136H234L235 138H237L236 139V142L234 141L235 140V138H233V139H231ZM120 137V138H119ZM128 137H129V139L130 140H128ZM162 137H164V138H162ZM168 137L170 138V137H173V138H170V140H168ZM189 137L187 138V141L189 142L190 140H189ZM207 137H206V139H207ZM254 137V138H253ZM3 138H5V137H3ZM132 138H134L133 140H132ZM139 138L140 139H144V138H146L147 140H145V141H147V142H141V141H144L143 139L140 141L139 140ZM154 138V139H153ZM159 140H158V139ZM177 138V137H176ZM223 139V141L225 142H221V139ZM121 141H120V140ZM122 139H124V142H125V144H124V142H123V140ZM136 139H138V140H136ZM153 139V140H152ZM156 139H157V141H156ZM162 139V140H161ZM172 139V140H171ZM185 139V138H184ZM192 139V138H191ZM219 139V140H218ZM226 139V140H225ZM240 139V140H239ZM135 140V141H134ZM149 140V141H148ZM164 140V141H163ZM167 140V141H166ZM213 140L211 141V142H213ZM251 140V141H250ZM44 141H46L45 143H44ZM119 141H120V143H119ZM129 141H130V143H129ZM136 141H138V142H136ZM153 141H155V142H153ZM161 141V142H160ZM192 141V140H191ZM220 141V142H219ZM238 141V142H237ZM253 141H255L254 143H252ZM259 141H261L262 142V145H260L261 143L259 142ZM128 144H127V143ZM134 142V143H133ZM158 142V144H155V143H157ZM185 142V143H184ZM227 142V143H226ZM233 142V143H232ZM240 142H242V141H240ZM257 142H259V144H257ZM142 143V144H141ZM152 143H154V144H152ZM169 143V142H168ZM172 144H173V142H171ZM171 143H169V146L171 145L172 146V144ZM222 144L220 147L218 146V145H220V144ZM231 145V146H229V144ZM248 143V144H247ZM124 144V145H123ZM151 144L153 145L152 147H150V149H147V148H149V146H151ZM165 144V145H164ZM235 144V145H234ZM254 144V145H253ZM120 145V146H119ZM140 145V146H139ZM157 145V146H156ZM159 145V146H158ZM161 145V146H160ZM182 145V146H181ZM190 145L192 146V147H190ZM225 145H227V146H229V147H226ZM247 145V146H246ZM250 145H251V147H250ZM253 145V146H252ZM259 145V146H258ZM125 146H127L128 147V149L131 147V148H134V149H132V150H134V151H137L139 148V150H141L142 148L141 147H144L143 149L144 150H146L147 151V153H145L146 154V156H149V157H146L145 156V158H147V160H148V162H147V160L146 159H144V160H142V162H144V163H146L147 165L146 166H139V162L138 161H135L136 163H138V165H136L135 163L133 164V162H132V164L134 165V166H131V164L129 163V164H123V160H122V157L121 156H119V155H121L120 153L123 151L122 149H124L125 148ZM134 146V147H133ZM164 146V147H163ZM218 146V147H217ZM235 146H236V148H240V152H242L241 154H239L240 152H239V150L237 149L236 150V148H235ZM257 146V147H256ZM124 147V148H123ZM180 147H181V150H182V152H183V154H181L180 152ZM184 147H185V149H186V151H185V149H184ZM188 147V148H187ZM222 147H223V149H222ZM226 147V148H225ZM233 147V149H231ZM254 147V148H253ZM151 148H153V150L151 149ZM157 148H159V149H157ZM163 148V149H162ZM189 148L191 149V150H189ZM212 148H210L211 150H212ZM222 149V151H224V153L221 151V149ZM224 148H225V150H224ZM256 148V149H255ZM40 149H38V150H40ZM136 149V150H135ZM154 149H156V151L154 150ZM210 149H209V152L211 153V158H213V157H215L216 155L218 156V154L216 153L215 154V156L213 155V153H212V151H210ZM218 149H220V150H218ZM120 150V151H119ZM138 150V151H139ZM144 150H142V151H144ZM150 150H152V151H154V152H156V154H154L152 151L151 152H149ZM228 150V151H227ZM236 150V151H235ZM80 151H82V152H86V153H84V156H82V157H80L79 159H78V157H75L76 156V152H80ZM120 153H119V152ZM145 151V152H146ZM189 151V152H188ZM221 151V152H220ZM225 151H227V152H225ZM230 151V152H229ZM239 153H238V152ZM101 152H103L102 154H101V156H104V153L106 154L105 155V157H101L99 154L101 153ZM111 152H112V155H111ZM149 152V153H148ZM178 152H179V154H178ZM191 152V153H190ZM214 152V153H215ZM258 152V153H257ZM28 153V151L26 152V154ZM74 153H76V154H74ZM88 153H89V155L90 156H92V157H94L93 159H92V157H89V155H88ZM115 153V154H114ZM151 153H153L154 155L151 157ZM193 153H195V154H193ZM229 153V154H228ZM233 153H236V155H238V158H236L237 156L235 155V154H233ZM25 154V153H24ZM25 154V155H26ZM110 154V155H109ZM119 154V155H118ZM143 154V153H142ZM176 154H178V155H176ZM181 154V155H180ZM198 154V155H197ZM230 154L232 155H234V156H236V157H233V155L231 156V158H230ZM262 154H264V152H262ZM85 155H87V157H88V159L86 158V156ZM96 155V156H95ZM108 155V156H107ZM98 156L99 157H101V158H103L104 160H102L101 158L99 159L98 158ZM109 156H110V158H109ZM111 156H112V158H111ZM116 156H117V161H116ZM155 156H158V158L156 159V157ZM193 156H194V158H193ZM210 156V155H209ZM216 156V157H217ZM221 156H219V158L221 157ZM253 156V157H252ZM262 156V155H261ZM95 157H97V160H95ZM108 159H107V158ZM121 157V158H120ZM151 157V159H148V158H150ZM164 157V156H163ZM78 159V160H76V159ZM84 158V159H83ZM197 158H198V160H197ZM232 158H234V159H232ZM235 158L237 159V160H235ZM251 158V159H250ZM261 158H263V159H261ZM28 159V158H27ZM81 159L82 160H86V162L88 163V161L90 162V159L92 160V161H94L93 162V166L95 165L96 166V168H95V166H94V168L92 169H85L84 168V166L83 165H85L86 163L84 162V164H83V162L81 161ZM164 159V158H163ZM175 159V160H174ZM181 159V160H180ZM215 159V158H214ZM218 159V158H217ZM220 159H222V157L220 158ZM219 159V161H223V159L222 160H220ZM227 161H228V159L227 158H225ZM224 159V160H225ZM114 160V161H113ZM119 160V161H118ZM121 160V161H120ZM145 160H146V162H145ZM151 160V161H150ZM156 160H159V162H158V164H157V162H156V164L158 165L157 167H156V164H155V161ZM192 160H194V161H192ZM195 160H196V162H195ZM92 161H91V163L90 164H92ZM113 161V162H112ZM150 161V162H149ZM160 161H162V162H160ZM247 161V162H246ZM254 161V160H253ZM81 162V163H80ZM114 162L115 163H117V165L116 164H114ZM240 163L242 162L241 160L239 161ZM238 162V163H239ZM119 163H121L120 165L122 166V165H124V166H122V167H124V168H122L121 166L119 167L118 165H119ZM151 163V164H150ZM162 163V164H161ZM89 164V163H88ZM155 166H153V165ZM161 164V165H160ZM253 164L255 165V167H256V169H254L255 167L253 166ZM125 165L127 166L126 167V170H125ZM140 165H142L141 163H140ZM240 166H241V164H239ZM246 165V166H245ZM65 166V167H64ZM137 166H139V168H137V170H136V167ZM248 166H250V167H248ZM3 167V166H2ZM5 167V166H4ZM63 167V168H62ZM130 167H134V168H131L130 169ZM145 167H147V168H145ZM151 167H153V168H151ZM161 167H164V168H161ZM252 167V168H251ZM60 168V169H59ZM155 168H158V170L157 169H155ZM263 168H264V165H263ZM4 169V170H3ZM7 169V168H6ZM29 169V168H28ZM62 169H65V172H64V170L62 171ZM129 169V171L127 172V170ZM240 169H241V167H240ZM239 169V170H240ZM259 168H258V170L261 172V174L263 173V171H261ZM3 170V171H2ZM58 170H60L61 171V173L62 172H64V174H65V176L66 177H69L67 180H65V181H59L58 179L56 180V178H53V176H55L56 177V174L58 173H56V171H58ZM125 172H124V171ZM152 170V171H151ZM192 170V169H191ZM263 170V169H262ZM151 171V172H150ZM186 171V172H185ZM138 172V173H137ZM141 172V174H139ZM242 172H244V173H242ZM254 172V173H253ZM3 173V174H2ZM5 173V174H6ZM32 173H34L33 175H32ZM125 173V174H124ZM129 173V174H128ZM143 173V174H142ZM247 173H248V171H246V175H247ZM20 174V175H19ZM151 174H153V173H151ZM150 174V175H151ZM239 174H237V175H239ZM258 174H260L259 172H258ZM23 175V174H22ZM23 175V176H24ZM28 175V176H27ZM139 175V176H138ZM149 175V176H150ZM236 175V176H237ZM16 176H18V177H16ZM22 176V177H23ZM141 176V177H140ZM242 176V177H241ZM260 176V175H259ZM258 176V177H259ZM255 177H257V176H255ZM257 177V178H258ZM129 178V179H128ZM135 178H137L139 181H137ZM141 180H140V179ZM235 178H238V179H236L235 180ZM241 178L243 179V180H241ZM259 178H262L261 176L259 177ZM142 179H144V180H142ZM248 179H252V180H250V183L251 184H249V180ZM264 179V178H263ZM16 180V181H15ZM55 180V181H54ZM241 180V181H240ZM262 180V179H261ZM141 181H143V182H141ZM240 181V182H239ZM257 181H259V180H257ZM244 183V185H243V183ZM262 182V181H261ZM261 182H259L258 184H260ZM247 183V184H246ZM252 183H254L253 185H252ZM256 183V184H255ZM210 184V185H209ZM250 186H249V185ZM262 184H264V183H262ZM256 185V186H255ZM17 186V187H16ZM264 186V185H263ZM263 186H260V187H263ZM214 187V186H213ZM258 187V189H257V191L255 192L254 190H252V189H256ZM17 188H18V190H17ZM141 188V189H140ZM22 191V192H21ZM259 191H260V189H259ZM197 193V194H196ZM25 194V195H24ZM261 194H263L262 195V198H263V196H264V192L263 193H261ZM22 195V196H21ZM21 197V198H20ZM83 197H84V199H83ZM86 198V199H85ZM78 199V200H77ZM81 199H83L84 201L86 200V204H87V206H86V211L85 212H81L80 214H71V218L68 216V215H66V212H65V210L69 207V205H71L72 203H73V201L75 200V201H79V200H81ZM88 200V201H87ZM239 200H240V204H242V205H244V206H238V205H240L239 204ZM263 200V201H262ZM74 201V202H75ZM229 201H231V202H229ZM231 203L232 205H233V207H232V205H230L232 208H234V209H231V207H230V211H223V206L225 207V205L227 206L228 204L227 203ZM234 202L236 203V204H234ZM247 204V205H246ZM67 205H68V207H67ZM229 205L227 206V208L226 209H228V207H229ZM234 205H237V207L236 206H234ZM202 206H205L204 208H206V206L207 207H210V208H208V209H206V212H205V210H204V208L202 209V211L201 212H203V210H204V213H201L202 215H204V217L203 216H200V220H199V222H198V226L197 225H195V226H197V230H196V228L194 227V225H189L190 223H189V221L188 220H190L191 219V217H193V216H196V214H198L199 213V210H200V208L202 207ZM219 206H220V209H218L219 208ZM222 206V207H221ZM248 206V207H247ZM50 207V208H49ZM244 207H245V210L247 211V213L245 212L244 213ZM50 210V213H52V214H50V213H48L47 211H48V209ZM53 208V209H52ZM213 208H214V210H213ZM242 208H243V210H242ZM46 209V210H45ZM216 209V210H215ZM239 209V210H238ZM210 211L211 210V213L210 212H208V211ZM220 210V211H219ZM222 210V211H221ZM225 210V209H224ZM234 210H236L234 213L232 212V211H234ZM240 210L243 212V214L244 215H246V216H244V217H242V212H240ZM40 211H42V212H44L45 211V214L44 213H39ZM215 211H216V213H215ZM35 212H36V215H35ZM46 212H47V214H46ZM54 212V213H53ZM198 212V213H197ZM239 212V213H238ZM37 213H39V214H37ZM168 214V216L167 215H165V214ZM190 215H189V214ZM206 213H208V214H206ZM209 213H210V215H209ZM230 213V215H228V214ZM233 213V214H232ZM237 213V216L235 215ZM40 214H42V215H40ZM49 214V215H48ZM162 214H163V216H162ZM186 214H188L187 215V217H185L186 216ZM206 214V215H205ZM215 214V215H214ZM217 214V215H216ZM219 214H222V215H219ZM238 214H240V218L238 217L239 215ZM35 215V216H34ZM45 215V216H44ZM50 215H53V216H50ZM164 215H165V217H164ZM214 215V216H213ZM41 216V218H43V220L42 219H39V217ZM46 216H48V217H46ZM67 216V217H66ZM210 216V217H209ZM38 217V218H37ZM163 217V218H162ZM208 217V218H207ZM211 217H212V219H211ZM232 217H234V218H232ZM238 217V218H237ZM256 217H258V218H255ZM37 218V219H36ZM46 218H48V219H46ZM242 218V219H241ZM39 219V220H38ZM70 219V220H69ZM136 220V221H134L131 225H128L127 227H125L126 226V224H129L131 221H133V220ZM198 219V218H197ZM228 219V220H227ZM230 219V220H229ZM38 220V221H37ZM40 220H42L41 222H40ZM186 220H187V225H186ZM227 220V221H231L232 223L233 222H235V224H236V229H237V232H239L240 233V236L238 235L239 233H237V235L241 238H238V240L237 241H235L234 242V244H231L230 245V240H223L224 242H227L228 244H225V246H223V244L221 243V240L219 241V240H216L215 239V237H216V235H218L219 233L220 234H222V233H224V231H223V229L222 230H220L221 228H222V226L219 228V225H222V223H224L225 224V221ZM182 221H183V223H182ZM224 221V222H223ZM262 221V222H261ZM68 222L70 223V224H68ZM184 223H185V225H184ZM220 223V224H219ZM180 226H181V229H180ZM187 226H188V228H187ZM185 227V228H184ZM52 230H55L56 232L55 233H53V231L51 232V229ZM195 228V229H194ZM251 228H252V230H251ZM181 231H179V230ZM200 229V235H199V233L197 232L198 230ZM217 229H218V234L216 233V231H217ZM48 230H50V231H48ZM194 230V231H193ZM196 230V231H195ZM47 231V232H46ZM178 231H179V233H178ZM222 231V232H221ZM260 231V232H259ZM50 232V233H49ZM117 232H118V234H117ZM186 232V233H185ZM54 235H53V234ZM183 233H185V234H183ZM193 235H195V236H192L191 237V235L192 234ZM198 233V234H197ZM48 235V236H45V235ZM176 234V235H175ZM185 235L184 237H183V235ZM112 235V236H111ZM172 235V236H171ZM174 235H175V237H174ZM177 235H179V236H177ZM180 235H182V236H180ZM228 235V234H227ZM230 235V234H229ZM51 236H53V237H51ZM190 236V237H189ZM213 236H215L214 238H212ZM49 237H50V240H49ZM54 237H55V239H54ZM108 237H113V240H111V241H109V243L108 244H104V246H103V248L102 247H100V248H102L101 249V251H100V249H99V247L97 248V246L98 245H100V244H102V241H104V240H106ZM169 237H171V238H169ZM174 239H173V238ZM182 237V238H181ZM188 237H189V239H188ZM39 238V239H38ZM45 238V239H44ZM48 238V239H47ZM178 238H180V239H178ZM185 238L187 239V240H185ZM211 238V239H210ZM42 239V241H40ZM43 239H44V242H43ZM51 239H53V240H51ZM37 240V241H36ZM55 240V241H54ZM172 241V242H169L168 243V241ZM174 240V241H173ZM177 240V241H176ZM181 240V242H178V241H180ZM184 242H183V241ZM208 242H207V241ZM5 241V242H4ZM13 241V242H12ZM54 241V243H52ZM113 241V242H112ZM187 241V242H186ZM200 241H201V243H200ZM203 241H205L206 243H203ZM213 241H214V243H213ZM7 242V243H6ZM16 242V244H14ZM37 242V243H36ZM38 242H40V244H38ZM41 242H43V243H41ZM186 242V243H185ZM217 242V243H216ZM237 242H239V244L238 245H241L240 247L238 246V245H236L237 244ZM5 243V244H4ZM50 245H49V244ZM203 243V244H202ZM208 243H210V244H208ZM220 243V244H219ZM233 243V242H232ZM241 243V244H240ZM242 243L244 244V247L242 246ZM4 244V245H3ZM7 244V245H6ZM11 245V247H10V245ZM14 244V245H13ZM37 246H36V245ZM169 244V245H168ZM202 244V245H201ZM7 247H6V246ZM17 245V246H16ZM35 245V246H34ZM174 245V246H173ZM208 247H207V246ZM240 249V250H238V248L236 247V246ZM15 246V247H14ZM20 246V247H19ZM35 248H34V247ZM210 246L212 247V248H210ZM9 247H10V249H9ZM28 247H29V249H28ZM31 247H33L32 249H30ZM42 247V248H41ZM215 247L217 248V249H215ZM18 248V249H17ZM23 248V249H22ZM99 249V252L98 251H96L97 249ZM10 250V253H7V252H9V250ZM14 249V250H13ZM167 249V250H166ZM205 249V250H204ZM19 250V251H18ZM22 250V251H21ZM36 250H37V252H36ZM168 251V252H166V251ZM208 250V251H207ZM14 251H17L16 252V254L14 253ZM203 251H207V252H203ZM21 252V253H20ZM24 252V254H23V257H22V253ZM30 252V253H29ZM34 252V253H33ZM165 252V253H164ZM7 253V254H6ZM25 253H27V254H25ZM161 253H164V254H161ZM167 253V254H166ZM9 254V255H8ZM10 254H11V256H13L12 258H10L9 256H10ZM15 254V255H14ZM18 254V255H17ZM161 254V257L159 256ZM8 255V256H7ZM17 255V256H16ZM30 255V256H29ZM159 256L158 258H159V260H158V258H157V256ZM164 255V256H163ZM28 256V257H27ZM32 256H34L33 258H32ZM154 256V257H153ZM8 257L10 258V259H8ZM25 257H26V259H25ZM48 257V258H47ZM246 257V258H245ZM28 258H30L31 260V262H29V259ZM51 258V257H50ZM5 259V260H4ZM14 259V260H13ZM33 259V260H32ZM46 259H48V260H46ZM53 258H51L50 260H52ZM3 260V261H2ZM11 260H13V261H11ZM46 260V261H45ZM148 260H152L151 262L150 261H148ZM155 260V261H154ZM156 260H158V262L156 261ZM15 261V262H14ZM16 261H21V262H16ZM27 261V262H26ZM44 261V262H43ZM141 261V262H140ZM144 261V262H143ZM47 264V263H46Z\"/></svg>",
    "mask_w": 264,
    "mask_h": 264
},
{
    "label": "bare ground",
    "instance_id": "6f19581e",
    "mask_svg": "<svg viewBox=\"0 0 264 264\" xmlns=\"http://www.w3.org/2000/svg\"><path fill=\"white\" fill-rule=\"evenodd\" d=\"M9 1H11L12 2V0H0V166H1V168H5V170L4 171H6V172H9V171H11L10 169H15V168H17L18 167V170H20V168H21V170L23 169V171L22 172H20V173H22L23 175H24V170L25 169H27V170H29L30 172H31V170L32 169H42L43 167H45V165H46V163H48L49 161H50V158L53 156V154L55 153V114H53V113H55V105L57 104H55V99H56V97L55 96H58L59 95V91H58V85L59 84H57V81H56V79H55V76L57 75H55V71L57 70V69H55V71H54V69H53V66L54 65H56L57 64V62H56V64H55V60L54 59H52L51 57H53V58H55V56H51L52 55V53H54V52H52L54 49H55V47H53L52 46V50L50 51L51 53V55L49 54V55H47L46 56V52H44L45 50H43L44 48L46 49H50L51 47H49L50 45H54L55 46V40H56V43H60V42H62V40L67 36V38H71L70 40H72V39H74V40H72L73 41V43L69 40L68 41V39H65V40H67L66 42H70L71 44H74V45H68L70 48H69V50H68V48H67V50H66V52L64 51L65 50V48H64V44L62 45V43L60 44V45H62V47H63V51L64 52H62L64 55H63V57H60L61 58V60H60V58H59V60H60V62H62V65H70V66H74L75 64L78 66V68H79V66L80 65H82V63H85L86 64V66H89L88 65V63H89V61H91V60H95L94 58H92V59H90L91 57H93V55L95 54V51H93V54H92V56H91V54H89L90 53V51L92 50H90L89 48H90V46H88L89 48H83V47H85V46H87L88 44H90V41H89V43L86 45L85 44V42H86V40H87V42H88V40H90V38L91 37H93V36H95L94 38H92L93 40H94V42H93V44H95V43H98L96 40H97V38L99 37L98 35H100V33H101V35H102V32H104V33H106V31L107 30H109L108 28L110 27V26H113V29H115L114 28V25L116 24L115 22H117V20L115 19V18H119L117 15H119L120 14V12L121 11H124L125 9L123 8V10H121L120 9V11L118 12V10L117 9H119V8H115L116 9V12H118V14L115 16V18H114V10H113V12L112 11H110L108 8L110 7V8H112L114 5H112V2H114V1H116V2H114V4H116L117 3V1H119V0H111L110 1V4L108 5V1L109 0H68V2L67 1H65L66 3L65 4H63V2H64V0L62 1V0H49V2H48V0H46L48 3H44V1L42 2V3H44L41 7H42V9L45 7V5L47 6V7H45L46 9H45V11H44V9L42 10L41 9V7L39 6V8L41 9V10H39L38 9V7L36 8L35 7V4H33V6L35 7V9H38V10H36V11H33L32 12V10H34V8H31V10L30 11H27V10H29L28 8L26 9V12H32L31 14H26V13H24L23 12V16L21 17V15L19 16V15H17L18 13L20 14L21 12V9L20 10H17V9H19V8H21V7H19L18 6V8L16 9V7H17V4L18 3H20V2H18V1H16V0H14L15 1V4H16V2H17V4H16V7L14 8V9H16L17 10V13H15V11H13V12H9L10 10H13V9H9V11H5L9 6H8V4H9ZM24 0H22V2H23ZM42 1V0H41ZM41 1L39 0V1H37L38 3H41ZM45 1V2H46ZM58 1H60V3L62 4V5H64L66 8L65 9H67V8H71V9H76V7L74 6L73 7V5H76L77 4V2H78V4L79 3H81L82 4V8H84L83 7V5L85 4V6H86V8H84V9H81V5L79 4V6H78V12H79V10H80V13L79 14H77L78 12L74 9V12L76 11V13H73V10H71L70 9V11L72 12L71 14H73V15H77V16H79L81 13L82 14H88L87 16H89L87 19H86V14L84 15V17L83 18H85V19H81L80 17H79V20H76L75 18L73 19V21L72 20H69L68 21V19H66V20H62V18H63V16H64V13L66 12L67 14L66 15H70V14H68V13H70L69 11L67 12L63 7L64 6H62ZM72 1V2H71ZM130 2L131 1H133V0H129ZM128 1V2H129ZM136 1V0H135ZM148 1V0H147ZM146 1V2H147ZM150 1H153V0H150ZM169 1V0H168ZM168 1L166 2L167 3V5H168ZM194 1V0H193ZM245 1V0H244ZM247 1V0H246ZM107 4H106V3ZM126 2V1H125ZM130 2H129V4H130ZM145 2V1H144ZM149 2V1H148ZM148 2H147V4H148ZM189 2V1H188ZM223 2V1H222ZM33 3H36L35 1L33 2ZM76 3V4H75ZM104 3V4H103ZM137 3V2H136ZM135 3V5H137ZM190 3H192V0H190ZM189 3V6L191 5ZM6 4H7V8H6ZM21 4V3H20ZM87 4V5H86ZM118 4V3H117ZM117 4L115 5V7H117ZM128 4V3H127ZM178 4H179V1H178ZM195 4V3H194ZM197 4H199V3H197ZM214 4H216L215 2H214ZM38 5V4H37ZM67 5V6H66ZM104 5H106V6H109L107 9H105L106 7L104 6ZM120 5V6H119ZM119 5H118V7H122L121 6V4L119 3ZM134 5V4H133ZM133 5H132V7L131 8H133ZM140 5H142V4H140ZM144 5V4H143ZM142 5V6H143ZM149 5H151L150 3L148 4V6ZM165 5V4H164ZM166 5V6H167ZM177 5V4H176ZM185 5V4H184ZM183 5V6H184ZM188 5V4H187ZM31 6H32V3H31ZM102 6H104V8L102 7ZM112 6V7H111ZM142 6H140V10L138 9V12L140 11H142V9H141V7ZM180 6V5H179ZM183 6H181L182 8H183ZM189 6H188V8H189ZM192 6H194L193 5V3H192ZM214 6V5H213ZM60 7H62V8H60ZM127 7L128 8H126L127 10H128V12L130 11L129 10V6L127 5ZM138 7V6H137ZM150 7H152V6H150ZM177 7H178V5H177ZM180 7V8H181ZM199 7V6H198ZM205 7L206 6H204V9H205ZM222 7H224V6H222ZM226 7V6H225ZM63 9L62 11V16L61 17H59V13H61V12H59V13H57V11L58 10H56V9ZM100 8H102L103 10H106L107 12L105 13V11H102V10H100ZM114 8V7H113ZM136 8V7H135ZM135 8H133V10L135 9ZM144 8H145V6H144ZM175 8H176V6H175ZM175 8H173L172 7V9H175ZM187 8V7H186ZM200 8V7H199ZM203 8V7H202ZM221 8V7H220ZM150 10H151V8H149ZM171 9V10H172ZM190 9H191V7H190ZM195 9V8H194ZM201 9V8H200ZM207 9H209L208 7H207ZM222 10H223V8H221ZM230 9V8H229ZM252 9V8H251ZM8 10V9H7ZM82 10V11H81ZM84 10V11H83ZM96 10H97V12H99V14L96 12ZM99 10V11H98ZM132 10V11H133ZM145 10H146V8H145ZM170 10V8H169V11H171ZM180 10H182V9H180ZM180 10H178V11H180ZM184 10H185V8H184ZM197 10V9H196ZM219 10V9H218ZM226 10V9H225ZM19 11V12H18ZM104 12V13H102V12ZM109 11V12H108ZM135 11V10H134ZM175 11V10H174ZM215 11V10H214ZM231 12H229L230 14L232 13V10H230ZM248 11V10H247ZM256 11V10H255ZM6 12V13H5ZM85 12V13H84ZM110 12H112V15L109 17V15L111 14ZM127 12V11H126ZM125 12V13H126ZM139 12V14H141ZM143 12V11H142ZM183 12H188V10L186 9L185 11H183ZM201 12H203V9L201 10ZM228 12V11H227ZM245 12V11H244ZM9 13V14H8ZM56 13H57V15L58 16H56V17H58L59 18V20L58 21H56V19H55V15H56ZM94 14V18L95 19H91L90 17H93V14ZM102 13V14H101ZM110 13V14H109ZM125 13H123V14H125ZM134 13V12H133ZM196 13H198V12H196ZM247 13V12H246ZM249 13V12H248ZM251 13V12H250ZM24 14H26V16L24 15ZM92 14V15H91ZM96 14H98V15H96ZM103 14H108V17L109 18H107V16H103ZM121 14H122V12H121ZM136 14V13H135ZM134 14V15H135ZM138 14V15H139ZM144 14V13H143ZM143 14H141L142 16H143ZM168 14H170L169 12H168ZM180 14H181V11H180ZM184 15H185V13H183ZM195 14V13H194ZM207 14V13H206ZM221 15L223 14V16L225 17L226 15H227V13L224 15V13H220ZM65 15V16H66ZM101 16L100 18L98 17V16ZM137 15V16H138ZM140 15V16H141ZM187 15L189 16V14L187 13ZM200 14H196L195 15V20H194V22L192 21V23L195 25V26H190V24H192V23H188L189 24V26L187 25V23H185V20H186V17H184V16H182V17H184L185 18V20H184V24L185 25H187V26H185V28L183 29V28H180V29H183L182 30V32H180V33H182L181 35H183V33H184V36H181V39H184V38H182V37H185L186 39H188L189 38V40L190 41H192V43H194V44H196V45H200V42L202 41V40H198V37H200L199 36V34L201 33V31H202V34H203V32H204V34H205V31H204V28L202 27V28H200V26L203 24V23H201L199 20H200V18L201 17H198ZM212 15V14H211ZM246 15V14H245ZM249 15V14H248ZM252 15V14H251ZM250 15V16H251ZM255 15V14H254ZM25 16V17H24ZM97 16V17H96ZM121 16V15H120ZM136 16V15H135ZM134 16V17H135ZM144 16H145V14H144ZM204 16V15H203ZM213 16V15H212ZM242 16H243V14H241V21L243 20V23H241L242 25L245 23L244 21H245V18L244 19H242ZM70 17H73L72 15L70 16ZM190 17V16H189ZM221 18H222V16H220ZM219 17V18H220ZM237 17V16H236ZM239 17L240 16H238V19H239ZM254 17V16H253ZM255 17L257 18V16L255 15ZM57 18V19H58ZM61 18V19H60ZM98 18V19H97ZM112 18V19H111ZM115 19V22L113 21L112 22V20H114ZM138 18V17H137ZM144 19H145V17H143ZM143 18H140V19H143ZM205 18V17H204ZM212 18H214V17H212ZM262 18V17H261ZM64 19H65V17H64ZM82 21H81V20ZM91 19V20H90ZM101 19H103V20H101ZM119 19H122V18H119ZM135 19V18H134ZM133 19V20H134ZM142 20V22L143 21H145V20ZM182 19V18H181ZM207 19H210V18H206V21H207ZM216 19V18H215ZM237 19V20H238ZM240 19H239V21H236V22H241L240 21ZM246 19H248V18H246ZM251 19V18H250ZM249 19V20H250ZM253 19V18H252ZM260 19V18H259ZM60 20H62L63 22H65V26L63 25V23H62V21L60 22ZM84 20V21H83ZM94 20V21H93ZM98 20H100V22H98ZM109 20V21H108ZM110 20H111V22H110ZM189 20V19H188ZM187 20V21H188ZM197 20V21H196ZM254 20V19H253ZM56 21V22H55ZM68 21V24L66 23ZM76 21H77V23H76ZM80 21L82 22V23H80ZM103 21V22H102ZM147 21V20H146ZM183 21V20H182ZM201 21H202V18H201ZM211 21V20H210ZM214 21V20H213ZM219 21V20H218ZM222 21V20H221ZM221 21H219V22H221ZM227 21V20H226ZM255 21H257V20H255ZM57 22H59L58 23V25L57 24H55V23H57ZM108 22H110V23H108ZM121 22V21H120ZM140 21H138V23H139ZM141 22V23H142ZM169 23H170V21H168ZM167 22V23H168ZM200 22V23H199ZM215 23H216V25H219V23L217 24V22L216 21H214ZM225 22V21H224ZM236 22L234 23L233 22V24L232 25H234L235 26V24H236ZM248 22V21H247ZM252 22V21H251ZM263 22V21H262ZM261 22V23H262ZM61 23V24H60ZM71 23H73V24H71ZM80 23V24H79ZM107 23V24H106ZM113 23H114V25H113ZM133 23H134V21H133ZM137 23V24H138ZM158 23V22H157ZM156 23V24H157ZM171 23H172V20H171ZM176 22H174V23H172L171 25H174ZM179 23V22H178ZM200 25H199V24ZM228 23V22H227ZM61 25V27H60V25ZM66 24H67V26H66ZM69 24H71L70 26H69V28L70 29H68V30H70L71 31V29L73 30V27H75L74 28V31L76 32H74V33H72V34H76V36H74V35H72L70 32H67V31H65L66 33H64V34H66V36L64 37V38H61L62 36L61 35H59V34H62V33H60L61 32V28H63V27H68V25ZM75 24H76V26H75ZM119 24V23H118ZM121 24V23H120ZM135 24V23H134ZM145 24V23H144ZM147 24H148V21H147ZM150 25L151 24H153V23H149ZM161 24V23H160ZM182 24V23H181ZM192 24V25H193ZM205 24V23H204ZM212 24L214 25V23L212 22ZM225 24H226V22H225ZM257 24V23H256ZM28 25H31L32 26V29H38L39 30V32H38V30H37V33L35 34V32H34V37L33 38H31V41L30 42H24V40L25 39H18V38H16V39H18V40H16L15 42H14V40L15 39H11L10 37L11 36H14L17 32V30H19V29H23L24 28V30H26L25 29V27L26 26H28ZM62 25H63V27H62ZM72 25H74V26H72ZM141 25V26H140ZM150 25H148V26H150ZM154 25H155V23H154ZM159 25V24H158ZM206 25V24H205ZM205 25H203V26H205ZM231 28L232 27H234V26H232L231 25V23L230 24H228ZM247 25H248V23H247ZM250 25H252V26H255V25H253L252 23H250ZM250 25H248V27L250 26ZM258 25V24H257ZM259 25H260V23H259ZM258 25V26H259ZM25 26V27H24ZM30 26V27H31ZM34 26V27H33ZM35 26H36V28H35ZM105 26H107L108 28H106ZM120 26V25H119ZM138 26H140V29H141V27H142V29H143V26H142V24H138L137 25V27ZM156 26V25H155ZM162 26V25H161ZM160 26V27H161ZM167 26V25H166ZM165 26V27H166ZM184 26V25H183ZM207 26V25H206ZM252 26H250V27H252ZM263 26H264V24H263ZM72 27V28H71ZM106 28V30L105 29H103V28ZM118 27V26H117ZM116 27V28H117ZM151 27V26H150ZM158 27V26H157ZM168 27V26H167ZM171 27V26H170ZM170 27H169V29H170ZM177 27V26H176ZM182 27V26H181ZM228 27V26H227ZM247 27V28H248ZM249 27V28H250ZM29 28V27H28ZM133 28V27H132ZM136 28V27H135ZM146 28H148L149 29V27H146ZM162 28V27H161ZM205 28H207V27H205ZM212 28V27H211ZM234 28H236V27H234ZM240 27L238 26V29H239ZM263 28V27H262ZM29 29H31V28H29ZM104 31H103V30ZM134 29V28H133ZM132 29V31H131V33H133V32H135L134 30ZM152 29V28H151ZM154 29V28H153ZM158 29V30H157ZM180 29H177L176 31H178V30H180ZM222 29V28H221ZM221 29H219L220 31H221ZM229 29V28H228ZM237 29V30H238ZM253 29H254V27H253ZM256 29V28H255ZM259 29L261 30V27L259 26ZM259 29H257V30H259ZM23 30V33L25 34V31ZM138 30H139V28H138ZM155 30H157L158 32H160V31H162V29H160V31H159V28H156ZM164 30V29H163ZM174 30H175V28H174ZM173 30V31H174ZM205 30H207V29H205ZM208 30L212 33V31L208 28ZM207 30V31H208ZM213 30V29H212ZM223 30V29H222ZM227 30V29H226ZM230 30V29H229ZM228 30V31H229ZM248 30V29H247ZM247 30H245V31H247ZM256 30V31H257ZM264 30V29H263ZM100 31H102V32H100ZM146 31V29H144V32ZM207 31H206V36H207V34H209V33H207ZM227 31V32H228ZM235 32H237L236 31V29L234 30ZM12 32H15V33H13L12 34ZM21 32V31H20ZM17 33L18 35H22L23 36V34H22V32L21 33ZM64 32V31H63ZM71 32H73V31H71ZM140 32V31H139ZM142 32H143V30H142ZM143 32V34H145ZM148 32V31H147ZM153 33H154V31H152ZM158 32H155L156 34L158 33ZM232 32V31H231ZM58 33V34H57ZM96 33H98V34H96ZM128 33H130V30H129V32ZM128 33H127V35H128ZM136 34H137V32H135ZM141 33V32H140ZM154 33V34H155ZM164 33H166V32H164ZM222 33V32H221ZM245 33V32H244ZM247 33V32H246ZM70 36H68V35ZM135 34V35H136ZM149 35H150V33H148ZM154 34H151V35H153V36H155V38H156V35H154ZM161 34V33H160ZM171 35H172V33H170ZM174 34V33H173ZM175 34H176V32H175ZM187 36H186V35ZM216 34H218V33H216ZM230 34V33H229ZM252 34H253V32H252ZM11 35V36H10ZM17 35V36H18ZM20 35V37H22ZM55 35H59V37H58V39H57V36H56V39H55ZM92 35V36H91ZM100 35V37L98 38V41H99V43L101 42V39L100 38H102V36L104 37V35H102L101 36ZM127 35H126V37H127ZM135 35H133V38H134V36ZM138 35V34H137ZM137 35L135 36V38L137 37ZM158 35H159V33H158ZM170 35V36H171ZM210 35V34H209ZM249 35H251L250 33H249ZM249 35H247L248 37H249ZM8 36H10L9 37V39H11V40H7L6 38H8ZM16 36V35H15ZM74 36V37H73ZM91 36V37H90ZM96 36H97V38H96ZM106 36H108V40H109V35H106ZM165 36H167V35H165ZM173 36V35H172ZM171 36V37H172ZM177 37H180V34H179V36H178V34L176 35ZM196 36H198V37H196ZM205 36V35H204ZM205 36V37H206ZM211 36V35H210ZM217 36V35H216ZM219 36V35H218ZM226 36V35H225ZM260 36V38H263V35H259ZM262 36V37H261ZM19 37V38H20ZM84 37V38H83ZM85 37H87V39H85ZM132 37V36H131ZM142 37V36H141ZM158 37V36H157ZM195 37L197 38V41H195ZM204 37V38H205ZM214 37V36H213ZM224 37V36H223ZM247 37V38H248ZM252 37V36H251ZM14 38V37H13ZM23 38V37H22ZM60 38V39H59ZM75 38H76V40H75ZM81 38L82 39H85L84 40V42L82 43V41H81ZM89 38V39H88ZM127 38H129V37H127ZM133 38H132V40H133ZM143 38V37H142ZM167 38V37H166ZM166 38H165V40H166ZM170 37L168 36V39H169ZM173 38V37H172ZM171 38V39H172ZM175 38V37H174ZM173 38V39H174ZM201 39H202V36L200 37ZM199 38V39H200ZM212 38V37H211ZM217 38V37H216ZM216 38H215V40H214V38H212L214 41H216ZM220 38V37H219ZM218 38V39H219ZM260 38H257V39H259V40H256L255 39V37H254V41L253 40H251V41H253V42H251L252 44H251V46H249L250 44H247L246 46H243V47H237V48H241L240 50L239 49H237L236 47V50H238L237 52H235V53H237V54H235V56H233V58L235 57H239V56H244V55H248V54H251L252 52L253 53H255L256 54V51L258 52V47H260L261 46V43L262 42H264V41H262V40H260ZM62 39V40H61ZM77 39H78V41H80V43L78 44V41H77ZM96 39V40H95ZM139 39V38H138ZM148 39V38H147ZM159 39V38H158ZM180 39V38H179ZM179 39H178V42H179ZM186 39H185V41H186ZM208 40H209V38H207ZM212 39H211V42L213 43L214 41H212ZM217 39V40H218ZM227 39V38H226ZM230 39V38H229ZM234 39V38H233ZM65 40H63V42H65ZM92 40V41H93ZM125 40H126V38H125ZM137 40V39H136ZM143 40H144V38H143ZM152 40V39H151ZM156 40H157V38H156ZM162 40V39H161ZM177 40V39H176ZM188 40V41H189ZM204 40V39H203ZM208 40L206 41V38H205V41L208 43ZM221 40V39H220ZM219 40V41H220ZM7 41H9L8 43H7ZM60 41V42H59ZM77 42V48H78V46H79V52L77 53V51H76V42ZM129 41V40H128ZM134 41V40H133ZM133 41H129L127 44H128V47L130 46V45H132V44H134V43H132ZM184 41V40H183ZM183 41L181 42L180 41V44L181 43H183ZM186 42L187 44H189V42ZM222 41V40H221ZM220 41V42H221ZM229 41V40H228ZM227 40H226V42L227 43H229ZM245 41V40H244ZM124 42V41H123ZM122 42V43H123ZM127 41H125V43H126ZM130 42L132 43V44H130ZM135 42V41H134ZM149 42L151 43L152 41H150L149 40ZM149 42H142L144 45L146 44V43H149ZM170 42H172V41H170ZM197 42L199 43V44H197ZM206 42H204V43H206ZM242 42V41H241ZM240 41H239V43H241ZM246 42V41H245ZM249 42V41H248ZM247 42V43H248ZM124 43V44H125ZM192 43H191V45H192ZM212 43H210V40H209V46L208 47H211L210 46V44H212ZM216 43V42H215ZM222 43H225L224 42V40H223V42ZM232 43V42H231ZM238 43V42H237ZM244 43V42H243ZM67 44V43H66ZM81 44H82V46H81ZM85 46H84V45ZM136 44V43H135ZM134 44V45H135ZM142 44V45H143ZM171 44H173L174 45V43H171ZM176 44V43H175ZM179 44V43H178ZM178 44H176L177 46H179ZM193 44V47L191 48V45L188 47L189 49L191 48L192 49V51H193V49L195 50V51H193V54L191 55V54H189V50H187V54H189V55H187V54H185V56L187 55V57H185L186 59H187V61H188V63H189V61H190V66L192 67V68H190L189 67V69H193L194 68V71H196V72H198V70H196V69H198V67H196V66H199V67H203V66H200L201 65V60L202 61H204V59H203V57L204 56H202L201 54H202V50L201 49H198V47L197 46H195ZM242 44V43H241ZM263 44V43H262ZM60 45H59V47H60ZM91 46H93L92 44H90ZM110 45H112V44H110ZM120 45V44H119ZM139 44H137V46H138ZM140 45H141V43H140ZM143 45V46H144ZM150 45H152V44H150ZM150 45H148V46H150ZM203 45V44H202ZM206 45V44H205ZM204 45V46H205ZM214 45V44H213ZM218 45H221V44H219V42H218ZM217 45V46H218ZM229 45V44H228ZM58 46V45H57ZM80 46H81V48H80ZM99 45H97V47H98ZM142 46V47H143ZM154 46V45H153ZM152 46V47H153ZM166 46V45H165ZM171 46V45H170ZM169 45H167V47L169 48L170 47ZM175 46V45H174ZM180 46H182L183 48L185 47V46H187L186 44H184V46L181 44ZM204 46H202V47H204ZM221 46H223V45H221ZM230 46L233 48V46L230 44ZM239 46V45H238ZM248 46V47H247ZM75 47V48H74ZM100 47V46H99ZM108 47H110V46H107V48ZM117 47V46H116ZM120 47H122V48H117V51L114 53L113 51H112V53L114 54L113 55V57H115L116 59H118V64L117 63H114V66L117 64V66L115 67L116 69H117V71H114V73L116 72H118L119 70H121V72H118V73H121V75L120 74H118L117 73V76H116V78L117 77H121L122 76V70H124L125 71V68L126 67H128V65L131 67V65H132V67H134V65H137V64H139V63H137V60L138 61H140L139 59H137V57L135 56V55H130L133 51L132 50H134V48L131 50V49H128L127 51L128 52H126V47L124 48L123 47V45H121ZM142 47H139V48H142ZM163 47V48H162ZM162 47H161V49H164V46H163V44H162ZM172 47V46H171ZM199 47H201V45L199 46ZM208 47H207V49H208ZM214 47V46H213ZM54 48V49H53ZM106 48V49H107ZM115 48V47H114ZM148 48V47H147ZM151 48V47H150ZM168 48H167V50H168ZM220 48V47H219ZM224 48H225V45H224ZM83 49H85L87 52L85 53V52H83L84 50ZM88 49V50H87ZM99 49V48H98ZM152 49V48H151ZM151 49H150V51H149V53L151 52ZM173 49V48H172ZM171 49V51H173ZM179 49V48H178ZM186 49V48H185ZM221 49V48H220ZM223 49V48H222ZM255 49V50H254ZM257 49V50H256ZM260 49V48H259ZM264 49V48H263ZM81 50V51H80ZM83 50V51H82ZM90 50V51H89ZM95 50H96V48H95ZM104 50V49H103ZM109 50H111V49H109ZM114 50V49H113ZM115 50H116V48H115ZM132 52H131V51ZM136 50V49H135ZM134 50V51H135ZM140 50V49H139ZM149 50V49H148ZM148 50H147V53H148ZM153 50V49H152ZM166 50V51H167ZM212 50V52H213V49H211ZM215 50H216V48H215ZM224 50H226V49H224ZM223 50V51H224ZM232 50V49H231ZM251 50V51H250ZM252 50H254V51H252ZM55 51V50H54ZM160 51V50H159ZM163 52H164V50H162ZM162 51H160V53L162 52ZM169 51V50H168ZM167 51V52H168ZM178 51V50H177ZM191 51V50H190ZM205 51H207L206 49H205ZM204 51V52H205ZM208 51H210V50H208ZM221 51V50H220ZM249 51H250V53H249ZM44 54H42V53ZM110 54H111V52L110 51H108ZM125 52L126 53H128L129 54V52H131L129 55L130 56H135V57H133V59L131 58H129V56L128 55H126L125 54ZM137 52V51H136ZM144 52H145V50H144ZM157 52V51H156ZM156 52H154V53H156ZM163 52H162V55L163 56H165L164 54H167V53H164L163 54ZM184 52H185V50H184ZM195 52V53H194ZM199 52V53H198ZM200 52H201V54H200ZM204 52H203V54H204ZM215 52V51H214ZM222 52V51H221ZM232 52H233V50H232ZM231 52V53H232ZM233 52V53H234ZM62 53H61V55H62ZM81 53H83V54H81ZM97 53V52H96ZM134 53V52H133ZM140 53V52H139ZM139 53L137 52V53H135V54H138L139 55ZM158 53V52H157ZM170 53V52H169ZM177 53H179V52H175V54H177ZM181 53V52H180ZM209 53V52H208ZM230 53V52H229ZM248 53V54H247ZM90 55V58H89V55ZM100 54V53H99ZM105 54L107 55V53H105L104 52V56H105ZM109 54V55H110ZM145 54V53H144ZM171 54V53H170ZM172 54H174V53H172ZM214 54L216 55L217 53H213V55L212 56H214ZM225 54V53H224ZM254 54V55H255ZM262 54V53H261ZM55 55V54H54ZM82 55V56H81ZM84 55L86 56L85 58H84ZM102 55H103V52H102ZM141 55H143V54H141ZM147 55V54H146ZM154 55H156V54H154ZM158 55V54H157ZM157 55L155 56L156 57V59H157ZM223 55V54H222ZM233 55V54H232ZM232 55H231V57H232ZM238 55V56H237ZM252 55V54H251ZM47 57V58H49V56H50V60H48V61H46V63L44 62V57ZM95 56V55H94ZM111 56H112V54H111ZM110 56V60H111V58H113V57H111ZM148 56V55H147ZM158 56H160V55H158ZM168 56V55H167ZM178 56V55H177ZM201 56H202V58H201ZM206 56V55H205ZM208 56H209V54L207 55V57H205V61H206V58H208ZM212 56H211V58H212ZM227 56H229V55H226V57L224 58V56L222 57L223 58V60H221L222 62H226V64H230V61L231 60H228V59H230V58H228ZM79 57H81V58H84V60L83 59H81L82 61H84V62H82L81 60H80V58ZM96 57H97V54H96ZM95 57V58H96ZM127 57L129 58V59H127ZM144 57L145 56H143V59H144ZM154 57V56H153ZM180 57H181V55H180ZM210 57V56H209ZM249 57V56H248ZM47 58H45L46 60H47ZM97 58H100L99 56L97 57ZM96 58V59H97ZM134 58H136V59H134ZM139 58H141V57H139ZM151 58H152V56H151ZM162 59H167L166 57L165 58H163V57H161ZM179 58V57H178ZM214 58H215V56H214ZM219 59H220V57H218ZM218 58H216V59H218ZM221 58V59H222ZM228 58V59H227ZM88 59H89V61H88ZM116 59H112L114 62H115V60ZM143 59L140 61L141 63L140 64H142L143 63ZM149 59V58H148ZM160 59V58H159ZM188 59H191V60H188ZM228 60V61H225V60ZM242 59H243V61L245 60L244 58H241V61H242ZM254 59V58H253ZM260 59V58H259ZM54 60V61H53ZM79 61V62H77L76 63V61ZM98 60V59H97ZM96 60V61H97ZM102 60H104V59H102ZM110 60H108L107 62H108V64L110 63ZM152 60V59H151ZM154 60V59H153ZM152 60V61H153ZM177 60V59H176ZM209 60V59H208ZM80 61L82 62L81 64H80ZM101 61V60H100ZM112 61V62H113ZM175 61V60H174ZM173 61V62H174ZM213 61V60H212ZM232 61H233V59H232ZM238 61V60H237ZM249 61V60H248ZM248 61H245L246 62V64H248L249 62ZM261 61V60H260ZM50 62H54V63H50ZM91 62H93V61H91ZM157 62V61H156ZM166 62V61H165ZM208 62V61H207ZM210 62V61H209ZM215 62V61H214ZM235 62V61H234ZM254 62V61H253ZM263 62H264V60H263ZM43 63V64H42ZM45 63V64H44ZM75 63V64H74ZM79 63V64H78ZM99 63V62H98ZM100 63H102V61L100 62ZM100 63H99V65H100ZM104 63V62H103ZM134 63H136V64H134ZM155 63V62H154ZM160 63V62H159ZM162 63H163V61H162ZM167 63L168 62H166V65H167ZM170 63H172V62H170ZM169 63V64H170ZM217 64L219 63V65H222L221 64V62H220V60L218 61V62H216ZM216 63H214V64H216ZM231 63H233V62H231ZM239 63V62H238ZM260 63V62H259ZM261 63H262V61H261ZM54 64V65H53ZM60 65H58L57 64V66H62L61 65V63H59ZM73 64V65H72ZM92 64V63H91ZM94 64H96V63H94ZM188 64V65H189ZM200 64V65H199ZM211 64H213V63H211ZM213 64V65H214ZM216 64V65H217ZM224 65H225V67H228V66H230V65H226L225 63H223ZM237 64V63H236ZM240 65H241V63H239ZM239 64H237V66L239 67ZM252 64V63H251ZM254 64V63H253ZM143 65V64H142ZM162 65V64H161ZM173 65V64H172ZM182 65V64H181ZM203 65V64H202ZM216 65H214V67L216 66ZM223 65V66H224ZM232 65H234V64H232ZM249 65H250V63H249ZM255 65H258L257 63L255 64ZM260 65H262V64H260ZM259 65V66H260ZM85 66V67H86ZM94 66V65H93ZM106 66H110V70H111V67H113V65L111 66V64L110 65H106ZM160 66V65H159ZM205 66V65H204ZM207 66V65H206ZM223 66H222V68H223ZM236 66V65H235ZM235 66H233V67H235ZM244 66V65H243ZM242 66V67H243ZM63 67H66V66H63ZM81 68H83L84 66L82 65V66H80ZM100 67V66H99ZM132 67H131V70H130V72L132 71ZM136 67V66H135ZM137 67H138V65H137ZM136 67V68H137ZM165 67V66H164ZM163 67V70L165 69ZM172 67V66H171ZM178 67V66H177ZM184 67H185V65H184ZM217 67H218V65H217ZM216 67V68H217ZM220 67L221 66H219V69H220ZM224 67V68H225ZM249 67H251V66H249ZM55 68V67H54ZM75 68H76V66H75ZM80 68V69H81ZM88 68H90V66L88 67ZM115 68L113 69V70H115ZM158 68V67H157ZM174 69H175V67H173ZM173 68H171V69H173ZM188 68V67H187ZM208 68H213V66L212 67H207V69ZM221 68V69H222ZM224 68L222 69V70H224ZM253 68V67H252ZM84 69V68H83ZM106 69V68H105ZM130 68H128V70H129ZM150 69V68H149ZM156 69V68H155ZM159 69V68H158ZM167 69V68H166ZM204 67L202 68V70H200L199 69V71L200 72H198V73H196L197 75L198 74H200L201 72H204V70L206 69H204ZM226 69V68H225ZM228 69H232V66H231V68H227V70ZM236 69V68H235ZM238 69V68H237ZM236 69V70H237ZM245 69V68H244ZM247 69V68H246ZM245 69V70H246ZM77 70V69H76ZM109 70V69H108ZM109 70V71H110ZM127 70V69H126ZM135 70H137V69H135L134 68V71ZM147 70V69H146ZM157 70V69H156ZM163 70H162V72H163ZM178 70V69H177ZM183 70H184V68H183ZM212 70V69H211ZM215 70V68L213 69V71ZM234 70V69H233ZM233 70H231V72H233ZM240 70V69H239ZM61 71V70H60ZM106 71V70H105ZM142 71V70H141ZM149 71V70H148ZM148 71H147V74L146 73H144V75L141 77L139 74H137V76H140L137 80H134L133 82H131L132 80H130V82H131V84H124L125 85V87H123V86H120L121 88H119V89H117V91H114V93H112L113 91L110 89V91H112L111 93H112V96L116 99V100H118L119 101V103L121 102V104L123 105L122 107H123V110L125 109V111L123 112L122 111V113H125V116L126 115H130V116H128V118L130 117L131 118V115L134 113V112H136V111H138V109H140V107H141V111L143 110V108H145L146 107V111H147V105H149L148 103H151V102H153L154 103V101H156L155 99H157L159 96L161 97V95H159L158 94V97L157 98H150V96H148V95H150L152 92H154V91H152V88H153V79H155V77H152V75H153V73L154 72H152L151 70H150V72L148 73ZM174 70H172V72H173ZM181 71V73H182V69L180 70ZM193 71V72H194ZM210 71V70H209ZM219 71V70H218ZM218 71L216 72V71H214L213 73H216V74H223V72H221V73H218ZM229 71V70H228ZM244 70H242V71H240L239 73H241V72H243ZM250 71H253V69H251V70H249V72ZM254 71L256 72H259V73H252L254 76L256 75V74H259V75H264V65H262L261 67H260V69H258V70H255V67H254ZM59 72V71H58ZM57 72V73H58ZM126 72V71H125ZM123 72L126 76L127 75H129V73L130 72ZM137 73H138V71H136ZM143 72V71H142ZM145 72V71H144ZM157 72V71H156ZM166 72V71H165ZM165 72H164V74H165ZM169 72V73H168ZM186 72H187V70H186ZM192 71H191V73L190 74H192L193 73ZM248 72V70H246V72L244 71L243 73H242V75L240 74V76H238V75H236V76H238L237 77V79L236 78H231L230 79V82H233V84H229V85H227V86H229L231 89H233L232 87H233V85H234V83L236 82V86H234L236 89H238V92H241V91H244V92H241L240 94L242 95V93L244 94L245 92V94H247V92H251V94L253 93L252 91H255V92H257L258 93V91L256 90V86L258 87V85L257 84H259L260 83V79L259 80H257V81H259V82H257L256 80H254V78L252 79V75L250 74ZM60 73V72H59ZM105 73V72H104ZM174 73V72H173ZM177 73V72H176ZM176 73H174L175 75H176V78H177V74ZM180 73V74H181ZM185 73V72H184ZM195 73V72H194ZM204 73H206V70H205V72ZM212 73V74H213ZM239 73H236V74H239ZM248 73V74H247ZM105 74H107V72L105 73ZM113 75V71H110V72H108V74L106 75V78L109 76L110 77V75ZM123 74V75H124ZM157 74H159V72L157 73ZM161 74V73H160ZM163 74V75H164ZM166 74H168V77H170L169 76V74H170V68H169V70L166 72ZM173 74V75H174ZM179 74V73H178ZM230 74V73H229ZM233 74H235L234 72H233ZM60 75H62V73L60 74ZM59 75V76H60ZM102 75H104V74H102ZM115 75V74H114ZM113 75V76H114ZM134 75V77H135V75H136V73H134L133 74ZM132 75V76H133ZM154 75H155V73H154ZM153 75V76H154ZM172 75V76H173ZM174 75V76H175ZM201 75V74H200ZM200 75H198L199 76V80H201L203 77H205V75L203 74L202 76V78H200ZM208 75V74H207ZM210 75V74H209ZM249 75V76H248ZM105 76V75H104ZM172 76L170 77V79L172 80ZM180 75H178V77H179ZM186 75H183L182 76V79L180 78H177V79H179L178 81H179V83L181 82V80H182V82L180 83L181 85L183 84V77H185ZM192 76V75H191ZM194 76V75H193ZM197 76V77H198ZM211 76V75H210ZM215 76V75H214ZM219 77L221 76V75H218ZM224 76V75H223ZM223 76H221V77H223ZM226 76V78H227V75H225ZM252 76V77H251ZM58 77V76H57ZM101 77V76H100ZM108 77V78H109ZM181 77V76H180ZM189 76H187V77H185V81H190L191 82V80H188V79H190V77L188 78ZM217 77V76H216ZM233 77H235L234 75H233ZM103 78H105V77H103ZM114 78V77H113ZM122 78V77H121ZM120 78V79H121ZM125 78V77H124ZM162 78H163V76H162ZM164 78H165V76H164ZM164 78H163V81L165 82V80H164ZM196 78V77H195ZM205 78H207V81L206 82H208V76L207 77H205ZM225 78V79H226ZM58 79H60V78H58ZM111 79H112V77H111ZM120 79H119V81H120ZM170 79H168V80H170ZM187 79V80H186ZM193 79H194V77H193ZM197 79V82L199 81ZM214 78H212L211 80H213ZM216 79H218V78H216ZM232 79L233 80H235V81H232ZM263 79H264V77H263ZM36 80H38L39 82H35ZM105 80V79H104ZM128 80V81H129ZM156 80H158L157 78H156ZM205 80V79H204ZM211 80H209V82L211 81ZM215 80V79H214ZM213 80V81H214ZM224 80V79H223ZM227 80V79H226ZM30 81H32L31 82V84H30V82H29V84H28V82ZM103 81V80H102ZM106 81V80H105ZM111 81V80H110ZM109 81V82H110ZM175 81H176V79H175ZM184 81V82H185ZM192 81H194V80H192ZM217 81V80H216ZM237 81H238V83L240 82V84L238 85V83H237ZM256 81V82H255ZM25 82H26V84L27 85H29V87L27 86V85H25ZM35 82V83H34ZM41 82H42V84L46 87V85H47V87H49V88H47L46 87V89H45V87H44V89H43V87H41ZM95 82V81H94ZM104 82V81H103ZM127 82V81H126ZM129 82V83H130ZM159 82V81H158ZM171 82V81H170ZM169 82V83H170ZM196 82V83H197ZM208 82V83H209ZM212 82V81H211ZM218 82H220V83H222V80L220 79V81L218 80ZM226 82V81H225ZM229 82V83H230ZM36 83H38V84H36ZM46 85H45V84ZM98 83V82H97ZM108 83V82H107ZM106 83V84H107ZM121 83V82H120ZM161 83H162V81H161ZM174 83H177V82H174ZM199 83V82H198ZM197 83V84H198ZM201 83V82H200ZM213 83V82H212ZM211 83V84H212ZM217 83V82H216ZM36 84V85H35ZM56 84H57V86H56ZM95 84V83H94ZM104 84H105V82H104ZM105 84V87L107 86V85H109V84H107L106 85ZM114 84V83H113ZM112 84V85H113ZM154 84H157V83H155V81H154ZM168 84V83H167ZM171 84H172V82H171ZM171 84H169V87L171 88ZM179 84V85H180ZM202 84H205V83H202ZM202 84H200V85H202ZM21 85H23V86H21ZM103 85V84H102ZM101 84H100V86H102ZM129 85V86H128ZM161 85V84H160ZM186 85V84H185ZM199 85V84H198ZM220 85V84H219ZM218 85V87L217 88H221V86L223 85V83L221 84V86H219ZM226 85H223V86H226ZM262 85V84H261ZM263 85H264V83H263ZM25 86H26V88L28 87L29 89H31L32 90V88H30V86L32 87H34V89L35 90H33V92L31 91L30 92V94L28 93V90L26 91V89H25ZM35 86H37V87H35ZM175 86V85H174ZM183 86H184V84H183ZM183 86H181V87H183ZM197 86V85H196ZM205 86V85H204ZM204 86H201V89H202V87H204ZM213 86V88L211 87V89L209 90V89H207L206 88V90H209L210 91V93L209 92H207V91H205V92H207L208 93V97L206 98V100H208L207 101V106L206 107H208L209 105H210V107H211V104H212V106H213V108L214 107H216L217 106V110H210L211 112H213L212 114H214L213 116H209V115H211V114H209V115H207V116H209L210 117V119L209 118H207L208 119V121H209V123H208V121H207V124H210V122L213 124V123H219V126L218 127H222V128H224L223 126H225V128H224V130L227 132L228 131V133L230 134V131H229V129H233V127L235 128V126H234V124L233 123H231V121H234L235 122V120H233L232 118H231V116L232 115H234L233 113H235V111H237L236 109L234 110V108H237V104H239V103H236V104H233L234 105V107H232V109H231V107L230 108H228L229 110L231 109L232 111H234L233 113H230V112H228V110H223L224 108L222 107V106H225V108H226V105H227V103H228V100H227V98L224 100L223 98H221V96H222V91H220L222 94H220V92H219V90L217 89V88H215L214 86H215V84H213L212 85ZM226 86V87H227ZM20 87H22V89L24 90V93H26V94H24L23 95V91L20 89ZM39 87H41V89H39ZM186 87V86H185ZM185 87H183V89H185ZM189 87V86H188ZM188 87L186 88V89H188ZM197 87H199V86H197ZM197 87H195V88H197ZM209 87V86H208ZM225 87V88H226ZM229 87H227L228 89H227V91L228 92H230V88ZM260 87H262V86H260ZM259 87V88H260ZM111 88H113V87H111ZM117 88V87H116ZM115 88V89H116ZM157 88V87H156ZM156 88H154L153 90H155V91H157L156 90ZM166 88V87H165ZM173 88H175V87H173ZM177 88V87H176ZM191 88V90H192V87H190ZM200 88V87H199ZM215 88V89H214ZM224 87H222V89H223ZM102 89V88H101ZM103 89H107V88H103ZM114 89V90H115ZM158 89V88H157ZM169 89V88H168ZM167 89V90H168ZM179 88H177V90H178ZM184 90V91H188V90ZM213 89V90H212ZM218 90V92H217V90ZM235 89V90H236ZM240 89H242V90H240ZM255 89V90H254ZM22 91V93H20V92H18V91ZM46 90V91H45ZM80 90V89H79ZM167 90H164V91H167ZM180 90V89H179ZM190 90V89H189ZM193 90H194V88H193ZM197 90V89H196ZM205 89L203 88V91H204ZM212 90V91H211ZM224 90V89H223ZM161 91V90H160ZM163 91V90H162ZM163 91V92H164ZM199 91V90H198ZM203 91H201V92H203ZM214 91V92H213ZM216 91V92H215ZM226 91V92H227ZM237 91V90H236ZM233 92V90H231V92L230 93H232L233 92V94H231V95H235L236 96V98L238 97L237 96V93L238 92ZM58 92V94L56 95V93ZM80 92V91H79ZM144 92V93H143ZM159 92V91H158ZM191 92H193V91H191ZM196 92V91H195ZM224 92V91H223ZM226 92H224V94L226 93ZM18 93H20V94H18ZM29 95H28V94ZM77 93V92H76ZM75 93V95L76 96H74V97H77V95L78 94H76ZM108 93H110L109 91H108ZM108 93H105L104 94V96H106L107 95V97H110L109 95H111V93L110 94H108ZM146 93L148 94L147 96H143V94L144 95H146ZM175 93H177V91H175ZM180 94L182 93L183 95H184V93L185 92H179ZM217 93L218 94H220V95H217ZM235 93V94H234ZM259 93H261V91L259 92ZM142 94V95H141ZM153 94V93H152ZM187 94V93H186ZM188 94H189V92H188ZM211 94V95H210ZM249 94V93H248ZM256 94V93H255ZM20 95H23L22 97L20 96ZM29 96L28 98H23V97H25V96ZM176 95V94H175ZM175 95H173V96H175ZM197 95V94H196ZM240 95V96H241ZM263 95V94H262ZM261 95V96H262ZM111 96V97H112ZM153 96V95H152ZM151 96V97H152ZM157 96V95H156ZM178 96V95H177ZM185 96V95H184ZM191 96V97H190ZM201 96V95H200ZM220 96V97H219ZM224 96H226V97H228L227 95H223L222 97H224ZM240 96H239V98H240ZM243 96V95H242ZM245 96H248V98H246ZM251 97V95H244V98L243 97H241V99L243 98L244 100L245 99H247V100H249V98ZM254 96V95H253ZM260 96V97H261ZM113 97L110 99V101L111 100H113L114 101V99H113ZM163 97V96H162ZM161 97V98H162ZM180 97L181 98H179L180 99V103H178V101H179V99L176 101V100H174V101H176V103L177 104H179L178 105V108L180 107V109L181 110H178V111H182V113H181V117L182 116H184L183 114H187V118L189 119L188 120V123H186V122H183L182 121V124L184 123H186V127H187V129L189 130V132L191 133V134H189V132L187 131V133L185 132V128L184 127H181L183 130L182 131H184L185 133V136L187 135H192L191 137H189V142L187 141V138L186 137H184L183 135V133L180 131V134L181 135H179V133L178 134H176V137L175 136H173V137H170V138H173V139H175V140H172V141H168L169 143H171V142H173V144H172V146L170 145L169 146V143L168 142H165L166 143V147H167V144H168V148H166L165 149V147H164V151L163 150H161L160 151V149L159 148H157V149H159V151H157V154H156V152H154V151H152L153 150V148H151L152 150H148L149 152H153L154 154H156V155H159V152H162V153H160L161 155H159V159H161L162 161H164V163L162 164V165H164L165 164V169L162 171V172H159V173H157L156 171H155V173H154V170H153V172H151V173H153V174H151V173H147V174H143V176L144 175H147V178L145 177L144 179H142V180H144V182L143 181H141V182H143L142 183V185H141V187L143 188V189H145V188H147V187H149V186H159V185H163V184H165V183H169V182H175V181H181L182 183H183V185H184V187H183V189L182 190H180V192H179V198L181 199V200H184V197L186 198V196H187V192L185 191V187L187 188V187H191L192 188V190L190 191L191 193H193V194H195L194 192H197V193H200L201 191H202V187H203V185H205L206 183H213V184H209L210 185V187H212L213 189L215 188V185H217V186H220L221 185V181H224L225 182V180H227V179H230L231 178V176L234 174V173H236L237 171V173L235 174V175H233L232 177H233V179H234V176L235 177H238L239 178V176H240V174H239V172H241V171H245V169H244V167H242V165L244 166V164H248V162H250V161H246L247 163H245V162H243L244 160L243 159H241V157H243V155L239 158L242 162L240 163L239 161L240 160H238V162H236V164L234 163V160H233V164H231L232 162V160L231 161H229L230 159L228 158L229 156H225V158H227L228 159V161L225 159V158H223V156L226 154H221V155H223V156H221L220 155V153L218 154V152H217V150H216V152L215 151H213L214 149L212 148V146L214 147L215 145L214 144H218V141H217V139L216 140H213V139H215L217 136H215V134L217 133H215V134H213V132L215 131V130H217V131H220V129H221V132H224V130L222 131V128H219V130L218 129H216L215 128V130L213 129L212 130V133L211 134H213L215 137H213V139L211 138H209V136L208 135H210V133H208V135H206V137H207V139H206V137H205V139L201 136V134L199 135L198 133H196V130H193L194 132H192V130H190L192 127H194V126H192L193 125V123H194V121H192V117H195V119L197 118L198 119V117H199V119H200V116L197 114V116L194 114V109L197 107V109H199L200 108V104H199V101L198 100H184L183 101V99H186L187 97H185V98H183L181 95H180ZM188 97H190V98H187V99H193L194 98V95H189ZM202 97V96H201ZM230 97V96H229ZM255 97H256V95H255ZM25 99V102H23L22 100L23 99ZM71 98V97H70ZM78 98H80V97H78ZM100 98H101V96L99 97V100H100ZM170 98H172V97H170ZM175 98H176V96H175ZM175 98H173V99H175ZM183 98V99H182ZM219 98H221L220 100H221V102H220V100H218ZM238 98V99H239ZM20 99H22V100H20ZM28 99V100H27ZM72 99H74V102H75V100H76V98H72ZM108 98H106L105 99V101H107V105H111L112 103H114L113 101H111V102H109L108 100H107ZM181 99H182V101H181ZM197 99V98H196ZM198 99H200V101L202 100V101H205L204 102V104L206 105V100H203V98L201 99L200 97L198 98ZM231 98H229V100H230ZM238 99H236V100H238ZM258 99V98H257ZM19 100L21 101V104H20V102H19ZM58 100H59V98H58ZM70 100V99H69ZM69 100H68V103L70 104V102H69ZM96 100V99H95ZM227 100V103L226 102H224V101H226ZM240 100V99H239ZM263 100V99H262ZM105 101L103 102V104H105ZM165 101V100H164ZM166 101H168V98H167V100ZM172 99H171V102H172V106H173V104H175V103H173L174 102ZM218 101V102H217ZM223 101V102H222ZM233 101V100H232ZM235 101V100H234ZM255 101V100H254ZM23 102V103H22ZM72 102V101H71ZM101 102H102V100H101ZM161 102H162V100H161ZM160 102V103H161ZM170 101H168L167 103H168V105L171 103H169ZM216 102L217 103H221V104H223V105H217L216 104ZM230 102V101H229ZM237 102V101H236ZM244 102V101H243ZM250 102H252L251 101V98H250ZM29 103V105H26V104H28ZM92 103H94V102H92ZM96 103V102H95ZM95 103H94V105H91V107H89L88 106V108L90 109H96V110H98L97 108H99V103L98 104H96V106H95ZM111 103V104H110ZM117 103V102H116ZM118 103V104H119ZM163 103V102H162ZM166 103V104H167ZM203 103V102H202ZM209 103V104H208ZM231 103H235V102H231ZM230 103V104H231ZM242 103V102H241ZM245 103V102H244ZM246 103H249V101L248 102H246ZM260 103H263V102H260ZM72 104V103H71ZM75 104V103H74ZM74 104L72 105V106H74ZM102 104V105H103ZM146 104V106L145 107H143L142 108V106L143 105H145ZM152 104V103H151ZM150 104V105H151ZM155 104H156V102L153 104L154 106L153 107H155ZM214 104V105H213ZM216 104V105H215ZM229 104V105H230ZM254 104V103H253ZM256 105H257V103H255ZM29 106V107H26V106ZM76 105V104H75ZM120 105V104H119ZM165 105V104H164ZM164 105H162V106H164ZM167 105V106H168ZM171 105V104H170ZM198 105H200L199 107H198ZM203 105V104H202ZM232 104H231V106H233ZM246 105V104H245ZM248 105V104H247ZM101 106V105H100ZM121 106V105H120ZM160 106H161V104H160ZM176 106V105H175ZM249 106V105H248ZM255 106V105H254ZM262 106L263 105H261V109H257V110H262ZM150 107V106H149ZM172 110H174L175 109V107H171V106H169ZM168 107V108H169ZM205 106H204V108H200L201 110H200V112L199 113H201L202 114V116L204 115V113L206 112V111H208L207 110V108H206ZM220 107V108H219ZM252 107V106H251ZM165 108H167L166 107V105H165ZM177 108V107H176ZM209 108V107H208ZM221 108H223V109H221ZM249 108V107H248ZM264 108V107H263ZM87 109V108H86ZM90 109V110H91ZM171 109H168V111H171ZM203 109H205L206 111H202ZM210 109H212V108H210ZM215 109V108H214ZM246 109V108H245ZM250 109V108H249ZM121 110V109H120ZM145 110V109H144ZM143 110V111H144ZM148 110H149V108H148ZM162 110V109H161ZM165 110V109H164ZM196 110V109H195ZM239 110V109H238ZM250 110H252V112L253 111H255V110H253V109H250ZM12 111L13 112H15L14 114H13V116L15 115L16 116V118L14 117H11V118H13V119H11L10 120V118H8L9 117V115L10 116H12ZM100 111H101V109H100ZM99 111V112H100ZM177 111V112H178ZM203 113H202V112ZM209 111V112H210ZM215 111V112H214ZM11 112V113H10ZM90 112V111H89ZM92 113V118H93V114H95L96 113V111L94 110V112L93 111H91ZM160 112V111H159ZM162 112V111H161ZM176 112V114H178ZM240 112V111H239ZM242 112V111H241ZM252 112H249V113H247V114H245V112H244V114H245V116L246 115H248V114H251L252 115ZM258 112V111H257ZM261 112V111H260ZM7 113H10L9 115L7 114ZM47 113H49L48 115H47ZM86 113H88L87 112V110H85V114ZM121 113V112H120ZM138 113H139V111H138ZM137 112L135 113V114H138ZM163 113V115L161 116V114ZM160 115H158V116H156V118H152V123L154 122V121H156V120H158L159 118H160V120H158V121H156V122H158L159 124H160V122L162 121V122H164V120L165 121H167L168 119L167 118H169L168 116H172V115H174L175 114V112H173L174 114H172V115H168V114H164V113H167L166 112V110L165 111H163ZM192 113H193V116H192ZM98 114V113H97ZM118 114V113H117ZM140 114V113H139ZM169 114H171V112H169ZM200 114V115H201ZM232 114V115H231ZM238 114H240V113H238ZM243 114V115H244ZM262 115L264 114V112L263 113H261ZM46 115L47 116H50V117H46ZM54 115V116H53ZM86 115H89V114H86ZM165 115V116H164ZM192 116V117H189V116ZM206 115V114H205ZM236 115V114H235ZM6 116H7V118H6ZM43 116H45V119L43 118ZM97 115H95L94 117L95 118H97L96 117ZM98 116H99V114H98ZM122 116H124L123 114H122ZM161 116V117H160ZM177 116V115H176ZM245 116H243V117H245ZM255 116H258V115H256L255 114ZM259 116H260V114H259ZM89 117H91V116H89ZM133 117H135V115H133ZM159 117V118H158ZM162 117H166V119H162ZM175 117V116H174ZM179 117H180V114H179ZM205 117V116H204ZM204 117H203V120H204ZM47 118H50L48 121H47ZM92 118H90V120L92 119ZM127 118V119H128ZM230 118L232 119V120H230ZM236 118H237V115H236ZM240 118V117H239ZM89 119V118H88ZM150 119V118H149ZM153 119H155L154 121H153ZM162 119V120H161ZM170 119V118H169ZM172 120H174L173 118H171ZM183 119V118H182ZM201 119H202V117H201ZM258 118H256V120H257ZM259 119H261V118H259ZM258 119V120H259ZM42 120L43 121H45L46 120V123L48 122V128H47V126L45 127V129L47 130L48 129V136H47V145H46V147H44V149L43 148H39L40 147V142H41V144H42V141H40V139H41V137L39 136V135H41V133L40 132H42L43 130H40L41 129V124H45V123H43L42 122ZM93 120H94V118H93ZM93 120H91V121H93ZM98 120V119H97ZM119 120H120V118H119ZM148 120V119H147ZM179 120V119H178ZM202 120V121H203ZM249 120V119H248ZM247 120V121H248ZM251 120H252V118H251ZM250 120V121H251ZM254 120V119H253ZM128 121V120H127ZM149 121V123H150V121L151 120H148ZM160 121V122H159ZM170 121V120H169ZM169 121H167V122H169ZM180 121L181 120H179V123H180ZM190 121H192L193 123H192V125L190 124L191 122ZM201 121V120H200ZM205 121V122H206ZM86 122H87V120H86ZM122 122H123V120H122ZM124 122H126L125 120H124ZM161 122V123H162ZM237 122V121H236ZM240 122H241V120H240ZM260 122V121H259ZM89 123H92V122H89ZM96 123V122H95ZM165 123V122H164ZM163 123V124H164ZM170 123V122H169ZM178 123V126L177 127H179L181 124H179ZM199 123L200 122H198V127H199ZM203 123V122H202ZM201 123V124H202ZM229 123H231L232 124V126H231V124L229 125ZM238 123V122H237ZM251 123V122H250ZM256 123V122H255ZM109 124V123H108ZM144 124H147V122H145ZM156 123H153V125H155ZM166 124V123H165ZM197 124V123H196ZM206 124V123H205ZM211 124V125H212ZM240 124V123H239ZM247 122H246V124H244V125H246L247 126ZM254 124V123H253ZM262 124V123H261ZM110 125V124H109ZM147 125H149V124H147ZM150 125H152V124H150ZM149 125V126H150ZM150 126V128L149 127H146L147 128V130L149 131L151 128H153L154 130H157V128H159L157 125H156V129L154 128V126ZM162 125V124H161ZM167 125V124H166ZM191 125V126H190ZM218 125V124H217ZM226 125H228V127L226 126ZM237 126H238V124H236ZM39 126H40V128H39ZM57 126V125H56ZM60 126H61V124H60ZM98 126V125H97ZM168 126H169V124H168ZM184 126V125H183ZM205 126V125H204ZM207 126V125H206ZM214 127H216V124H214L213 125ZM258 126V125H257ZM257 126H254V127H257ZM264 126V125H263ZM44 127V126H43ZM99 127V126H98ZM98 127L96 128V125H95V128L96 129H98ZM106 127V126H105ZM109 127V126H108ZM134 127V126H133ZM162 127V126H161ZM191 127V128H190ZM200 127L202 128L203 126H201L200 125ZM217 127V128H218ZM232 127V128H231ZM241 127H242V125H241ZM244 127V126H243ZM249 127H252V126H249ZM253 127V128H254ZM259 127V126H258ZM83 128V127H82ZM102 128V127H101ZM107 128V127H106ZM110 128V127H109ZM143 128V127H142ZM174 128H175V123H174ZM180 128V127H179ZM210 128V127H209ZM208 128V129H209ZM210 128V129H211ZM226 128H228V130L226 129ZM247 131H248V129H250V128H246V127H244ZM260 128V127H259ZM262 128V127H261ZM43 129V128H42ZM129 129H130V127L128 128V130L127 131H129ZM162 129H163V127H162ZM162 129H160V130H162ZM186 129V130H187ZM199 129V128H198ZM203 129V128H202ZM201 129V130H202ZM207 129V130H208ZM238 129H239V127H238ZM263 129H264V127H263ZM39 130H40V132H39ZM74 130H77V129H74ZM73 130V131H74ZM81 130V129H80ZM93 130V129H92ZM99 130V129H98ZM105 130H107V129H105ZM147 130H144L145 132L147 131ZM152 130V129H151ZM168 130V129H167ZM177 130V129H176ZM204 130V129H203ZM206 130V131H207ZM235 130H236V128H235ZM235 130H233V133H235L236 134V132H235ZM251 130V129H250ZM253 130V129H252ZM251 130V131H252ZM257 130H259V131H262L261 129H256V131ZM89 130H87L86 131V133H89V132H91V130L88 132ZM102 131H104V130H102ZM124 131V130H123ZM147 131V132H148ZM153 131V130H152ZM163 131V130H162ZM162 131H161V133H162ZM178 131V130H177ZM198 131V130H197ZM210 131V130H209ZM208 131V132H209ZM247 131H246V133H247ZM250 131V132H251ZM264 131V130H263ZM262 131V132H263ZM93 132H95L94 130H93ZM125 133H123V136H124V134H126V131H124ZM130 132V131H129ZM131 132H132V128H131ZM164 132V131H163ZM169 132V131H168ZM176 132V131H175ZM199 132V131H198ZM202 132H204V131H202ZM250 132H248L247 134H249ZM253 132V133H252ZM251 133L252 134H254V132H255V130L254 131H252ZM262 132H260V133H262ZM85 133V134H86ZM101 133V132H100ZM167 133V132H166ZM165 133V134H166ZM80 134V133H79ZM149 134V133H148ZM164 134V133H163ZM169 134H171V133H169ZM175 134V133H174ZM173 134V135H174ZM204 134H207V133H204ZM244 134V133H243ZM242 134V135H243ZM247 134H246V136H247ZM264 134V133H263ZM83 135V134H82ZM98 135V134H97ZM128 135V134H127ZM142 135V134H141ZM157 135V134H156ZM155 135V136H156ZM162 135V134H161ZM172 135V134H171ZM179 135V136H178ZM202 135H203V133H202ZM222 134H220V135H218V136H221ZM245 135V134H244ZM258 135H260V134H258ZM258 135H255V139L256 138H258L259 136ZM135 136V135H134ZM154 136V137H155ZM159 136V135H158ZM169 136V135H168ZM183 136V138H182V141L183 140H186L185 142L186 143H190V142H192V143H190L191 145L192 144H194V148H192V149H194V152H196L197 151V153H199V160H198V158H197V162H196V160H195V162H196V164L194 163L193 165V167L190 169V173L188 172V173H184V174H182L183 172H181L182 170H184L183 169V167L180 169V163H181V161H180V163H177L178 161H173L172 160V154L174 153V152H176L177 151V149H176V151H174L173 153H172V149L174 148V147H176V146H178L179 144H180V142H181V137ZM203 136H205V135H203ZM235 137L237 136V134L236 135H234ZM234 136H231V139H233V138H235ZM248 136H250V137H248ZM247 137H248V139H251L252 137V135L251 134H249ZM258 136V137H257ZM261 136H264V135H261ZM3 137H5V138H3ZM131 137V136H130ZM135 137H137V136H135ZM152 137V136H151ZM157 137V136H156ZM166 137V136H165ZM224 138H228V137H230V135H228V136H223ZM120 138V137H119ZM162 138H164V137H162ZM170 138L168 137V140H170ZM185 138V139H184ZM192 138V139H191ZM238 138V137H237ZM237 138H235V142H236V139ZM239 138L241 139V136L239 135ZM254 138V137H253ZM134 138H132V140H133ZM143 139V138H142ZM142 139H140L139 138V140L141 141ZM154 139V138H153ZM152 139V140H153ZM158 139V138H157ZM157 139H156V141H157ZM165 139V138H164ZM221 139V138H220ZM239 139V140H240ZM246 140V141H249V140ZM259 140L260 139H264V138H258ZM120 140V139H119ZM123 140V142H124V139H122ZM128 140H130L129 139V137H128ZM136 140H138V139H136ZM144 141H141L142 143L143 142H147V141H145V140H147L146 138H144L143 139ZM159 140V139H158ZM162 140V139H161ZM192 140V141H191ZM213 140V142H211ZM219 140V139H218ZM226 140V139H225ZM252 140V139H251ZM250 140V141H251ZM46 141H44V143L46 142ZM121 141V140H120ZM120 141H119V143H120ZM135 141V140H134ZM149 141V140H148ZM164 141V140H163ZM167 141V140H166ZM240 141H242V142H240ZM239 142H238V144H240V143H242V144H240V145H237V147L239 146H241L240 148H241V150L242 151H244L246 148H248L249 149V144H248V147H243L244 145H243V141H245L244 140V138L242 137V139L240 140ZM245 141V142H246ZM136 142H138V141H136ZM153 142H155V141H153ZM161 142V141H160ZM184 142V143H185ZM220 142V141H219ZM221 142L223 143L224 141H223V139H221ZM255 141H253L252 143H254ZM261 144L260 145H262V142L261 141H259ZM259 142H257V144H259ZM122 143V142H121ZM120 143V144H121ZM127 143V142H126ZM129 143H130V141H129ZM134 143V142H133ZM141 143V144H142ZM225 143V142H224ZM223 143V144H224ZM227 143V142H226ZM233 143V142H232ZM124 144H125V142H124ZM123 144V145H124ZM128 144V143H127ZM152 144H154V143H152ZM151 144V146H149V148H147V149H150V147H152L153 145ZM155 144H158V142L157 143H155ZM216 144V145H217ZM220 144V143H219ZM229 144V143H228ZM245 144V143H244ZM263 144H264V141H263ZM165 145V144H164ZM190 145V147H192ZM222 144H220V145H218L219 147L221 146ZM235 145V144H234ZM254 145V144H253ZM252 145V146H253ZM43 146V144L41 145V147ZM120 146V145H119ZM140 146V145H139ZM157 146V145H156ZM159 146V145H158ZM161 146V145H160ZM180 146V145H179ZM182 146V145H181ZM217 146V147H218ZM226 147H229V146H231L230 144H229V146H227V145H225ZM247 146V145H246ZM259 146V145H258ZM263 146V145H262ZM134 147V146H133ZM225 147V148H226ZM250 147H251V145H250ZM257 147V146H256ZM124 148V147H123ZM135 148V147H134ZM134 148H129L128 149V147L127 146H125V148L124 149H122L123 151L120 153L119 151V153L121 154V155H119V156H121L122 157V160H123V164H131V166H134L133 164L135 163L136 165H138V163H136L135 161H138L139 162V166H146L147 164V162H148V160H147V158H145V156H146V154L145 153H147V151L146 150H144L143 148L144 147H141L142 149L141 150H137V151H134V150H132V149H134ZM188 148V147H187ZM210 148H212V150L210 149ZM225 148H224V150H225ZM230 148V147H229ZM235 148H236V146H235ZM240 148H236V150L238 149L239 150V152H240ZM245 148V149H244ZM254 148V147H253ZM259 149H261L260 147H258ZM38 149H40V150H38ZM163 149V148H162ZM175 149H173V150H175ZM184 149H185V147H184ZM209 149H210V151H212V153H213V155L215 156V154L217 153L218 154V156L216 157H213V158H211L212 156H211V153L209 152ZM221 149V148H220ZM220 149H218V150H220ZM222 149H223V147H222ZM222 149H221V151H222ZM231 149H233V147L231 148ZM250 149H252V147L250 148ZM250 149L249 150H247L246 149V151H244V153L246 152L247 153V155H249V156H251V154H248V153H250L251 151H250ZM256 149V148H255ZM259 149H257L256 151H258ZM136 150V149H135ZM142 150H144V151H142ZM155 151H156V149H154ZM189 150H191L190 148H189ZM235 150V151H236ZM254 149H252V151H253ZM28 151V153L26 154V152ZM146 151V152H145ZM180 153L181 154H183V152H182V150H181V147H180ZM185 151H186V149H185ZM220 151V152H221ZM228 151V150H227ZM227 151H225V152H227ZM248 151H250V152H248ZM255 151V150H254ZM253 151V152H254ZM256 151L254 152V155H256V157L257 156H259V157H263L264 156V154H262V152H264V151H261L260 150V152H261V155H258V154H256ZM148 152V153H149ZM189 152V151H188ZM215 152V153H214ZM223 153H224V151H222ZM230 152V151H229ZM238 152V151H237ZM238 152V153H239ZM26 155H25V154ZM77 153V154H76ZM76 153H74V154H76V156L75 157H78V159L80 158V157H82V156H84V153H86L85 151L84 152H82V151H80L79 153L78 152H76ZM103 152H101L99 155L101 156V154H102ZM143 153V154H142ZM153 153H151V157L154 155ZM191 153V152H190ZM242 152H240L239 154H241ZM258 153V152H257ZM115 154V153H114ZM178 154H179V152H178ZM178 154H176V155H178ZM180 154V155H181ZM193 154H195V153H193ZM229 154V153H228ZM233 154H235L236 155V153H233ZM232 154V155H233ZM238 154V155H239ZM243 154V153H242ZM88 155H89V153H88ZM105 153H104V156H101V157H105ZM110 155V154H109ZM111 155H112V152H111ZM174 155V154H173ZM210 155V156H209ZM231 154H230V158H231V156H232ZM238 155H236V156H234L233 155V157H236V158H238ZM247 155H244L245 157H243V158H246V157H248ZM86 156V158L88 159V157H87V155H85ZM96 156V155H95ZM108 156V155H107ZM164 156V157H163ZM219 156H221L222 157V159H223V161H219V159L221 158H219ZM89 157H92V156H90L89 155ZM101 157H99L98 156V158L100 159ZM120 157V158H121ZM146 157H149V156H146ZM151 157L150 158H148V159H151ZM156 157V159L158 158V156H155ZM253 157V156H252ZM28 158V159H27ZM94 157H92V159H93ZM107 158V157H106ZM109 158H110V156H109ZM111 158H112V156H111ZM164 158V159H163ZM193 158H194V156H193ZM215 158V159H214ZM218 158V159H217ZM235 158V160H237ZM249 158V157H248ZM264 158V157H263ZM263 158H261V159H263ZM76 159V158H75ZM78 159H76V160H78ZM84 159V158H83ZM102 160H104L103 158H101ZM108 159V158H107ZM144 159H146L147 160V162H146V160H145V162L146 163H144V162H142V160H144ZM222 159H220V160H222ZM225 159V160H224ZM232 159H234V158H232ZM251 159V158H250ZM95 160H97V157H95ZM175 160V159H174ZM181 160V159H180ZM254 160V161H253ZM259 160V158L257 157V159H252L251 160V162L253 163H255V164H257V167H258V162L260 161H258ZM81 161L83 162V164H84V162L86 163L85 165H83L84 166V168L85 169H93L94 168V166H93V162L94 161H92L91 159H90V162L88 161V163L86 162V160H82L81 159ZM91 161H92V164H90L91 163ZM114 161V160H113ZM112 161V162H113ZM116 161H117V156H116ZM119 161V160H118ZM121 161V160H120ZM151 161V160H150ZM149 161V162H150ZM159 162V160H156L155 161V164H156V162ZM162 161H160V162H162ZM192 161H194V160H192ZM132 162H133V164H132ZM158 162H157V164H158ZM231 162V163H230ZM264 162V160H262L261 161V163H263ZM81 163V162H80ZM140 163L142 164V165H140ZM244 163V164H243ZM252 163H249L250 165L252 164ZM261 163L259 162V165H261ZM114 164H116L117 165V163H115L114 162ZM121 163H119V167L121 166L120 165ZM151 164V163H150ZM156 164V167L159 165H157ZM160 164V165H161ZM239 164H241V166L239 165ZM248 164V165H249ZM149 165V164H148ZM147 165V166H148ZM153 165V164H152ZM181 165H183L182 163H181ZM245 165V166H246ZM263 165H264V163L262 164V166H261V169H260V166L258 167L261 171H263V173L261 174V172L258 170V168H257V170H256V172H257V175H255V174H253L254 176H252V173H249V172H251L249 169L247 170L246 169V171H248V173H247V175H246V171H245V174H244V177H243V179L245 180V179H247L246 178V176L247 177H249L250 175L253 177L252 179H254L255 178V180H256V183L258 182H261L260 184H256L257 186L258 185H260V186H263L264 184H262V183H264V168H263ZM3 166V167H2ZM5 166V167H4ZM122 166H124V165H122ZM121 166V167H122ZM139 166H135L136 167V170H137V168H139ZM154 166V165H153ZM184 166V165H183ZM253 166L255 167V165L253 164ZM20 167V168H19ZM65 167V166H64ZM126 165H125V170H126ZM155 167V166H154ZM240 167H241V169H240ZM248 167H250V166H248ZM7 168V169H6ZM29 168V169H28ZM32 168V169H31ZM63 168V167H62ZM95 168H96V166H95ZM122 168H124V167H122ZM131 168H134V167H130V169ZM145 168H147V167H145ZM151 168H153V167H151ZM161 168H164V167H161ZM160 168V169H161ZM252 168V167H251ZM31 169V170H30ZM60 169V168H59ZM155 169H157L158 170V168H155ZM159 169V170H160ZM240 169V170H239ZM254 169H256V167L254 168ZM263 169V170H262ZM2 170V171H3ZM20 170V171H21ZM64 170V172H65V169H62V171ZM158 170V171H159ZM0 171H1V169H0ZM124 171V170H123ZM129 171V169L127 170V172ZM6 172H3L2 174L3 175H1L0 176V195H1V191H4L5 190V186L6 185H8L7 183V180L5 181V175H7V173ZM58 172V173H57ZM64 172H62L61 173V171L60 170H58V171H56V177L55 176H53V178H56V180L58 179L59 181H65V180H67L69 177H66L65 176V174H64ZM125 172V171H124ZM186 172V171H185ZM258 172L260 173V174H258ZM6 173V174H5ZM27 174H28V172H26ZM26 173H25V175H26ZM66 173V172H65ZM138 173V172H137ZM242 173H244V172H242ZM254 173V172H253ZM1 174V173H0ZM20 175V178L19 179H21V178H26L25 177V175L23 176V175ZM34 173H32V175H33ZM125 174V173H124ZM129 174V173H128ZM139 174H141V172L139 173ZM151 174V175H150ZM237 174H239V175H237ZM29 176H31V174H28ZM27 175V176H28ZM150 175V176H149ZM237 175V176H236ZM262 177V178H259L260 176ZM23 176V177H22ZM35 176H36V174H34V177L33 176H31L30 177V179L28 180V182L26 181L27 179H28V177H27V179H25L24 181L27 183V184H24V181H23V179H21L22 181H20L19 183H18V185L17 186H24L25 185V187H23L25 190H24V193L25 194H28V195H30V191H31V188L34 186V184H35ZM139 176V175H138ZM251 176H250V178H251ZM255 176H259L258 178L257 177H255ZM16 177H18V176H16ZM141 177V176H140ZM242 177V176H241ZM238 178H235V180L236 179H238ZM129 179V178H128ZM137 181H139L137 178H135ZM140 179V178H139ZM232 178H231V180H233ZM242 178H241V180H243ZM252 179H248L249 180V184H251L250 183V180H252ZM262 179V180H261ZM141 180V179H140ZM240 180V181H241ZM257 180H259V181H257ZM16 181V180H15ZM55 181V180H54ZM239 181V182H240ZM245 181H247V180H245ZM253 181V180H252ZM140 182V181H139ZM227 182H228V180H227ZM214 183H215V185H214ZM243 183V182H242ZM245 183V182H244ZM244 183H243V185H244ZM24 184V185H23ZM247 184V183H246ZM248 184V185H249ZM254 183H252V185H253ZM255 185V186H256ZM16 186V187H17ZM214 186V187H213ZM216 186V188L218 189L219 187H217ZM250 186V185H249ZM260 186H258L259 187V189H260V191H259V189H258V187L256 188V189H252V190H254L255 192L257 191V189H258V193L259 192H261V188H264V186L263 187H260ZM215 188V190H217ZM141 189V188H140ZM17 190H18V188H17ZM201 190V191H200ZM198 191H200V192H198ZM22 192V191H21ZM264 191H262L261 193H263ZM196 193V194H197ZM260 193V195L261 196H259V198L261 197V199H263L264 200V196H263V198H262V195L263 194H261ZM24 194V195H25ZM22 196V195H21ZM21 198V197H20ZM187 198H188V196H187ZM83 199H84V197H83ZM83 199H81V200H79V201H73V203L71 204V205H69V207H68V205H67V209L65 210V212H66V215H68L69 217L71 216V214L73 215H75V214H80L81 212H85L86 211V206H87V202H86V200L84 201ZM86 199V198H85ZM78 200V199H77ZM262 200V201H263ZM88 201V200H87ZM86 202V203H85ZM229 202H231V201H229ZM227 203L228 205L230 204V205H232L231 203ZM234 204H236L235 202H234ZM239 204H240V200H239ZM227 205V206H228ZM229 205V207H228V209H226L227 208V206L225 205V207L223 206V211H230L229 209H230V206ZM242 204H240V205H238V206H241ZM247 205V204H246ZM234 206H236L237 207V205H234ZM242 206H244V205H242ZM241 206V207H242ZM205 206H202L201 208H200V210H199V213L198 214H196V216H193V217H191V219L190 220H188L189 221V225H194V227L196 228V230L199 228H197V226L199 225L198 224V222H199V220H200V216H203L204 217V215H202L201 213H204V210H205V212H206V209H208V208H210V207H207L206 206V208H204ZM222 207V206H221ZM232 207H233V205H232ZM231 207V209H234V208H232ZM248 207V206H247ZM50 208V207H49ZM204 208V210H203V212H201L202 211V209ZM48 209V208H47ZM53 209V208H52ZM218 209H220V206H219V208ZM225 209V210H224ZM46 210V209H45ZM51 210V209H50ZM50 210L48 209V213H50ZM213 210H214V208H213ZM216 210V209H215ZM239 210V209H238ZM242 210H243V208H242ZM244 210H245V207H244ZM243 210V211H244ZM208 211V210H207ZM220 211V210H219ZM222 211V210H221ZM227 211V212H228ZM236 210H234V211H232L233 213L235 212ZM42 211H40L39 213H41ZM47 212H46V214H47ZM208 212H210L211 213V210L210 211H208ZM240 212H242L241 210H240ZM247 213V211L245 210L244 211V213ZM39 213H37V214H39ZM42 213H44L45 214V211L44 212H42ZM54 213V212H53ZM210 213H209V215H210ZM215 213H216V211H215ZM232 213V214H233ZM239 213V212H238ZM50 214H52V213H50ZM189 214V213H188ZM188 214H186V216L185 217H187V215ZM206 214H208V213H206ZM205 214V215H206ZM228 214V213H227ZM35 215H36V212H35ZM34 215V216H35ZM40 215H42V214H40ZM49 215V214H48ZM165 215H167L168 216V214L166 213ZM165 215H164V217H165ZM190 215V214H189ZM188 215V216H189ZM200 215V216H199ZM215 215V214H214ZM213 215V216H214ZM217 215V214H216ZM219 215H222V214H219ZM228 215H230V213L228 214ZM236 216H237V213L235 214ZM239 216V218H240V214H238ZM243 214V212H242V217H244V216H246V215H244ZM43 216V215H42ZM45 216V215H44ZM50 216H53V215H50ZM162 216H163V214H162ZM39 217V216H38ZM37 217V218H38ZM46 217H48V216H46ZM67 217V216H66ZM210 217V216H209ZM237 217V218H238ZM36 218V219H37ZM71 218V217H70ZM163 218V217H162ZM166 218V217H165ZM198 218V219H197ZM208 218V217H207ZM232 218H234V217H232ZM255 218V217H254ZM256 218H258V217H256ZM255 218V219H256ZM39 219H42L43 220V218H41V216L39 217ZM38 219V220H39ZM46 219H48V218H46ZM211 219H212V217H211ZM242 219V218H241ZM37 220V221H38ZM42 220H40V222L42 221ZM70 220V219H69ZM228 220V219H227ZM225 221V224L224 223H222V225H219V228L222 226V228L220 229V230H222L223 229V231H224V233H222V234H218V229H217V231H216V233L218 234V235H216V237L215 236H213L212 238H214L215 237V239L216 240H221V243L223 244V246H225V244H228L227 242H224L223 240H230L231 242H230V245L231 244H234V242L235 241H237L238 240V238H240L239 236H240V233L239 232H237V229H236V224H235V222H229V221ZM230 220V219H229ZM257 220V219H256ZM264 220V219H263ZM134 221H136L135 219L133 220V221H131L129 224H126V226L125 227H127L128 225H131ZM223 221V222H224ZM201 222V221H200ZM199 222V223H200ZM262 222V221H261ZM182 223H183V221H182ZM68 224H70L69 222H68ZM220 224V223H219ZM184 225H185V223H184ZM186 225H187V220H186ZM195 225H197V226H195ZM261 226V228H260V230L262 229V231L264 232V222H262V224H260ZM185 228V227H184ZM187 228H188V226H187ZM194 228V229H195ZM51 229V228H50ZM180 229H181V226H180ZM179 230V229H178ZM195 230V231H196ZM251 230H252V228H251ZM48 231H50V230H48ZM53 231V233H55L56 231L55 230H52L51 229V232ZM180 231V230H179ZM179 231H178V233H179ZM194 231V230H193ZM47 232V231H46ZM181 232V231H180ZM198 233L200 232V229L197 231ZM222 232V231H221ZM260 232V231H259ZM50 233V232H49ZM52 233V234H53ZM186 233V232H185ZM185 233H183V234H185ZM197 233V234H198ZM237 233H239L238 235H237ZM117 234H118V232H117ZM182 234V235H183ZM192 234V233H191ZM228 234V235H227ZM230 234V235H229ZM54 235V234H53ZM176 235V234H175ZM175 235H174V237H175ZM182 235H180V236H182ZM199 235H200V233H199ZM45 236H48L47 234L45 235ZM112 236V235H111ZM172 236V235H171ZM177 236H179V235H177ZM185 235H183V237H184ZM192 236H195V235H191V237ZM51 237H53V236H51ZM190 237V236H189ZM189 237H188V239H189ZM169 238H171V237H169ZM173 238V237H172ZM182 238V237H181ZM39 239V238H38ZM45 239V238H44ZM44 239H43V242H44ZM48 239V238H47ZM54 239H55V237H54ZM174 239V238H173ZM178 239H180V238H178ZM211 239V238H210ZM241 239V238H240ZM49 240H50V237H49ZM51 240H53V239H51ZM111 240H113V237L111 238V237H108L106 240H104V241H102V244H100V245H98L97 246V248L100 246V247H102L103 248V246H104V244L106 245V244H108L109 243V241H111ZM185 240H187L186 238H185ZM37 241V240H36ZM40 241H42V239L40 240ZM55 241V240H54ZM54 241L52 242V243H54ZM114 241V240H113ZM112 241V242H113ZM174 241V240H173ZM177 241V240H176ZM183 241V240H182ZM207 241V240H206ZM5 242V241H4ZM13 242V241H12ZM43 242H41V243H43ZM169 242H172L171 240L170 241H168V243ZM178 242H181V240L180 241H178ZM184 242V241H183ZM187 242V241H186ZM185 242V243H186ZM208 242V241H207ZM233 242V243H232ZM7 243V242H6ZM37 243V242H36ZM173 243V242H172ZM200 243H201V241H200ZM203 243H206L205 241H203ZM202 243V244H203ZM213 243H214V241H213ZM217 243V242H216ZM5 244V243H4ZM3 244V245H4ZM14 244H16V242L14 243ZM13 244V245H14ZM38 244H40V242H38ZM44 244V243H43ZM49 244V243H48ZM201 244V245H202ZM208 244H210V243H208ZM215 244V243H214ZM220 244V243H219ZM239 244V242H237V244L236 245H238ZM241 244V243H240ZM7 245V244H6ZM5 245V246H6ZM10 245V244H9ZM36 245V244H35ZM34 245V246H35ZM50 245V244H49ZM169 245V244H168ZM235 245V246H236ZM17 246V245H16ZM33 246V247H34ZM37 246V245H36ZM174 246V245H173ZM207 246V245H206ZM239 247L241 246V245H238ZM242 246L244 247V244L242 243ZM7 247V246H6ZM10 247H11V245H10ZM10 247H9V249H10ZM15 247V246H14ZM20 247V246H19ZM33 247H31L30 249H32ZM99 247V249H100V251H101V249L102 248H100ZM208 247V246H207ZM237 247V246H236ZM35 248V247H34ZM33 248V249H34ZM42 248V247H41ZM96 248V249H97ZM210 248H212L211 246H210ZM238 248V247H237ZM8 249V250H9ZM18 249V248H17ZM23 249V248H22ZM28 249H29V247H28ZM99 249H97L96 251H98L99 252ZM215 249H217L216 247H215ZM14 250V249H13ZM167 250V249H166ZM165 250V251H166ZM205 250V249H204ZM238 250H240L239 248H238ZM19 251V250H18ZM22 251V250H21ZM169 251V250H168ZM168 251H166V252H168ZM208 251V250H207ZM207 251H203V252H207ZM16 252L17 251H14V253L16 254ZM36 252H37V250H36ZM7 253H10V250H9V252H7ZM6 253V254H7ZM21 253V252H20ZM30 253V252H29ZM34 253V252H33ZM165 253V252H164ZM164 253H161V254H164ZM14 254V255H15ZM23 254H24V252L21 254L22 255V257H23ZM25 254H27V253H25ZM161 254L159 255L160 257H161ZM167 254V253H166ZM9 255V254H8ZM7 255V256H8ZM18 255V254H17ZM16 255V256H17ZM28 255V254H27ZM30 256V255H29ZM157 256V255H156ZM159 256H157V258L159 257ZM164 256V255H163ZM10 258H12L13 256H11V254H10V256H9ZM8 257V259H10ZM28 257V256H27ZM34 256H32V258H33ZM53 258L52 260H50L51 258ZM154 257V256H153ZM14 258V257H13ZM48 258V257H47ZM246 258V257H245ZM25 259H26V257H25ZM29 259V262H31L30 260V258H28ZM49 261L50 262H45V263H43V264H55V261H54V259H55V257H52L51 255H49ZM48 259H46V260H48ZM5 260V259H4ZM14 260V259H13ZM13 260H11V261H13ZM33 260V259H32ZM45 260V261H46ZM158 260H159V258H158ZM158 260H156L157 262H158ZM3 261V260H2ZM148 261H150V260H148ZM152 261V260H151ZM150 261V262H151ZM155 261V260H154ZM15 262V261H14ZM16 262H21V261H16ZM27 262V261H26ZM44 262V261H43ZM141 262V261H140ZM144 262V261H143ZM4 263V262H3ZM2 263V264H3ZM5 264H8V263H5ZM14 264V263H13ZM16 264V263H15ZM17 264H19V263H17ZM20 264H22V263H20ZM142 264V263H141ZM148 264V263H147ZM149 264H151V263H149ZM156 264V263H155Z\"/></svg>",
    "mask_w": 264,
    "mask_h": 264
}]
</instances>
